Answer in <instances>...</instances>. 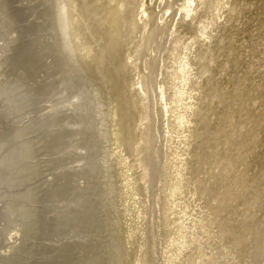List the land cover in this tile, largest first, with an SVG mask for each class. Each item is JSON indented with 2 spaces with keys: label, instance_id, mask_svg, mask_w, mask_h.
<instances>
[{
  "label": "rangeland",
  "instance_id": "374dc122",
  "mask_svg": "<svg viewBox=\"0 0 264 264\" xmlns=\"http://www.w3.org/2000/svg\"><path fill=\"white\" fill-rule=\"evenodd\" d=\"M40 1V2H39ZM247 1V2H246ZM253 1L256 3H258L255 0H243V2H246L248 5L249 3H253L250 2ZM261 1V0H260ZM42 2V3H41ZM47 2V3H45ZM241 2V1H240ZM262 3V2H261ZM42 4V5H41ZM177 6H181L180 2H177L176 4ZM259 5V3H258ZM187 7H189V3L188 5H186ZM56 7V5H55ZM68 7V5H67ZM259 7L261 8V6L259 5ZM65 8V9H64ZM62 12H66L68 8L64 7ZM214 7H212L209 12L212 13L214 12V10H212ZM42 9V10H41ZM262 9H264V6L262 4ZM52 10H55L52 2H48V0H0V159L6 157V161L4 158L3 164L2 162H0V168L2 166V169H0V173L3 172V174L1 173L0 175V210H6L12 206H14V213L16 216H14L13 212H9L8 210L6 211V214L4 216V218H8L5 220L2 217V220L4 221V227L0 229L1 236H5L4 238L0 236V260L1 263L0 264H5L4 261L6 260V264H12V262L14 260L15 263L13 262V264H75L74 262L76 261V263L78 264H89L86 262H90L91 263H96L98 264H104L106 262V264H111L109 259L111 255L114 256H120V253L123 252V254L127 255V257H125V260H118L115 264H209L208 262H210V264H263L264 263V178L262 176H264V126L262 124H260V122L264 121V70H262L264 67V18L260 16H256L255 14H249L247 15L246 18V22L247 24L244 26V31L247 30V32H243L244 33V37L246 38H242L241 41L242 43L245 45L243 46L246 49H250L249 53L247 55H237L234 54L235 51L233 52V59H235L234 61L236 62L235 65L234 63L232 65H229L230 67H224L222 72H216L218 70V68H216L213 72V70L211 71L212 65L209 64V66L207 65V67H205L206 71L209 70V74L208 77L212 78V83H211V87L208 90V96H212L213 100L209 105L210 109L209 111L211 113H209L208 111L206 112V114L204 116L206 117H201V119H198L197 122V126L194 128V133L197 134L195 135V139L194 142H191L188 140L185 141V143H188V145L190 146V152L187 158V167H185V171H183V169L181 168L180 162L176 163L175 165H173V156H175L176 154H174L173 152L175 150H178V147L173 145L174 139L171 138V140H169L168 142L170 143V145L166 142V146L164 147V151L166 150V152L163 153V155L166 153V155H164L165 158H163V160H161L162 162V170L159 167L160 166V162H158V164L156 166H153L152 170H154V175H161V173L163 175H161L160 179H156V183L157 184H150V185H146L142 184L139 186V191L138 194L136 192L132 193L131 191L125 194H122L123 189L126 188L127 191H129V188H133L134 185H130L135 183L136 178L133 180H131V177L129 176V173L131 172V168L128 167V165H123L122 167L119 165V163H117V159L115 156V154L118 155V160L121 161L123 159L122 154H121V150L119 149V153L115 152L114 149H111L114 146V142L112 139H108L107 137H110L108 135H102L103 133L107 134L109 132H107L108 129H105L104 126L107 127V122H106V115L103 112L106 111V109L104 107H106V105H104V97H105V91H104V87H107V84H104V81H101L99 83V81L97 80V84L96 80H94L93 78H95L94 76H92L90 73V75L88 74V72L86 71V73H82V71L78 70L82 69L81 67V63L79 61H74L71 60L66 62V64L64 63L63 60L60 59L59 54L62 53V51L64 52L65 50V46L67 45V41L68 39L60 36L58 34L57 31V35L54 37L53 32L51 33V20L53 19L52 16H50V12ZM66 10V11H65ZM50 11V12H49ZM66 14V13H64ZM63 15V14H62ZM255 15V16H254ZM66 16V15H64ZM47 17V18H46ZM246 17V16H245ZM250 17V18H249ZM254 18H256L254 20ZM263 18V19H262ZM65 19H67L65 17ZM232 19L234 18H230L229 20H227L226 22H230L232 24H235L234 21H232ZM50 23H49V21ZM249 20V21H248ZM254 22V23H253ZM259 24V25H258ZM50 26V27H49ZM259 27V29H258ZM238 28H240V25H238ZM249 28V29H248ZM217 28H213V32L216 30ZM251 29V30H250ZM39 31V32H38ZM238 31H240V29H238ZM37 32V33H36ZM50 32V33H49ZM216 34V35H215ZM258 34V35H257ZM61 35V34H60ZM46 36V37H45ZM217 36V32L214 33V37ZM67 37V36H66ZM222 37V36H221ZM225 37V38H224ZM251 37V38H250ZM220 38V37H219ZM235 38V37H234ZM250 38V39H249ZM66 39V40H65ZM244 39V41H243ZM65 40V41H64ZM222 40H225V43H223V45H221L220 42H218L217 44H213V46H215L218 50L222 51L225 50V48L228 46L227 49H232L233 44L236 45L238 39L235 38V40L230 39L229 37H226V35H224L222 37ZM252 40V41H251ZM254 40H258L257 42ZM61 41V42H60ZM248 41V42H247ZM57 42V43H56ZM55 43V44H54ZM60 43V44H59ZM66 43V44H65ZM227 43V44H226ZM259 43L258 46H256ZM54 44V45H52ZM59 44V45H58ZM45 45V46H44ZM232 45V46H231ZM262 45V48L260 47ZM62 46V47H61ZM186 46V45H184ZM184 46H178V49H184ZM225 46V47H224ZM237 46V45H236ZM39 47V48H38ZM49 47V48H48ZM59 47V48H58ZM172 47V45H171ZM231 47V48H230ZM57 48V50H56ZM235 48V47H234ZM50 49V50H49ZM67 49V48H66ZM258 49V50H257ZM263 49V50H262ZM38 50V51H37ZM49 50V51H48ZM52 50V51H51ZM182 50H176L175 52H173L172 57L173 61L172 63H174L175 65L179 62L182 61ZM256 50V51H255ZM73 53H75L76 51L72 50ZM253 51V52H252ZM53 52V53H51ZM56 52H58L56 54ZM60 52V53H59ZM176 52H180L179 54ZM238 52V51H237ZM37 55H36V54ZM252 53V54H251ZM254 53V55H253ZM262 53V54H260ZM52 54V55H51ZM55 55V56H54ZM57 55V57H56ZM179 55V56H178ZM202 55V56H201ZM249 55V56H248ZM206 55L203 54V51L200 52V57H205ZM237 56V57H236ZM246 56V58H245ZM250 57V59L248 60V58ZM252 56V57H251ZM257 56L260 58H257ZM41 57V58H40ZM53 57V58H52ZM236 57V58H234ZM239 57V58H238ZM241 57V59H240ZM262 58V61L261 60ZM43 58V59H42ZM51 61H48V59ZM171 58V57H170ZM176 58V59H175ZM179 58V59H178ZM246 60H244V59ZM254 58V60H253ZM257 58V60H256ZM55 59V60H54ZM167 59V58H166ZM206 59H208V57L206 56ZM40 60V61H39ZM60 60V65H58V63L56 64V62H58ZM241 60V62H240ZM63 61V62H62ZM168 61V60H166ZM250 61V62H249ZM40 65H39V63ZM54 62V63H53ZM238 62V64H237ZM246 64L245 66H243V63ZM254 62V64L252 63ZM259 62V63H258ZM48 63V64H46ZM53 63V66L52 64ZM62 63V64H61ZM70 63V64H69ZM262 63V64H261ZM50 64L52 66V68H50ZM55 64V66H54ZM68 64V65H67ZM74 64L76 65V67L74 66ZM237 64V65H236ZM242 64V65H240ZM253 64V65H252ZM42 65V66H41ZM46 65V66H45ZM48 65V66H47ZM57 65L59 67H57ZM64 65H65V69H64ZM72 65V67H71ZM11 66V67H10ZM62 66V67H61ZM66 66H69V68H67ZM243 66V68H242ZM261 66V67H260ZM48 67V70H47ZM57 67V68H55ZM61 67V68H60ZM78 67V68H77ZM234 67V69H233ZM240 67V69H239ZM248 67V68H247ZM260 67V68H259ZM61 70H60V69ZM77 69V71H79L80 73H75V70ZM221 68V67H220ZM219 68V69H220ZM228 68V69H227ZM15 69V70H14ZM31 69V70H30ZM46 69V70H45ZM53 69L54 70L53 72ZM59 69V70H58ZM70 69L74 70V72H72L74 75L72 76V80L73 83L72 84V80L70 78H68L67 80V76H65V74L63 75V73L67 72L66 70ZM27 70V71H26ZM65 70V71H64ZM233 70V71H231ZM252 70V71H251ZM17 73H16V72ZM21 71V73H20ZM47 71V72H46ZM64 71V72H63ZM255 71V73H254ZM258 71L259 74H262L263 71V75L258 76ZM48 72H50V74H48ZM52 72V73H51ZM58 72V74H57ZM216 72V73H215ZM223 72L225 74V76L229 77V79L223 75ZM226 72V73H225ZM250 76H249V73ZM16 73L17 76H15L14 74ZM19 73V74H18ZM30 73V74H28ZM62 73V74H61ZM246 73H248V75H246ZM257 73V74H256ZM7 74V75H6ZM13 74V77H12ZM80 76H78V75ZM228 74V75H227ZM242 74V75H241ZM256 74V75H253ZM20 75V76H19ZM62 75V76H61ZM76 75V76H75ZM86 75V76H84ZM220 75V76H219ZM232 75V76H231ZM55 76V77H54ZM89 77H93L88 78ZM212 76V77H211ZM215 76V78H214ZM231 76V77H230ZM234 76V77H233ZM243 76V77H242ZM246 76V77H245ZM254 76V77H252ZM256 76V78H255ZM21 77V78H20ZM74 77V78H73ZM79 79H78V78ZM238 77V78H237ZM260 77V78H259ZM216 78L218 80H216ZM235 78V79H233ZM254 78V80H253ZM53 79V80H52ZM90 79V81L88 80ZM96 79V78H95ZM222 81H220V80ZM225 79V80H223ZM227 79V80H226ZM234 80L232 82V80ZM239 79V81L237 80ZM258 79H260L261 81H259ZM26 80V81H24ZM71 80V81H70ZM76 80V82H75ZM78 80V81H77ZM94 80V81H92ZM216 80V81H215ZM229 80V81H228ZM242 80V81H241ZM249 83H248V81ZM252 80V81H251ZM54 81V84L53 82ZM90 83H89V82ZM218 81V82H217ZM225 81L228 83L225 84ZM246 82L243 84V82ZM256 81H259L258 83ZM34 82V83H33ZM87 82V83H86ZM94 82V84H93ZM232 82V83H230ZM237 83V84H234ZM253 82V84H252ZM50 83V84H48ZM71 83V85L69 84ZM77 83V85H76ZM217 83V85H215ZM220 83V85L218 84ZM224 83V84H223ZM240 83V84H239ZM51 84H53L51 86ZM69 84V86H68ZM90 84V85H87ZM104 84V85H103ZM217 87H215L214 85ZM232 84V85H231ZM239 84V85H238ZM247 84V87H246ZM256 84V85H255ZM27 85V86H26ZM56 85V86H55ZM73 85V87H72ZM99 87H97V86ZM106 85V86H105ZM225 85V86H224ZM230 85V86H229ZM238 85V86H237ZM245 85V86H244ZM14 86V88H13ZM15 86H18L17 88H15ZM20 86V88H19ZM67 86V87H66ZM76 86V87H75ZM219 86V88H218ZM228 86V87H226ZM237 86V87H236ZM262 86V87H260ZM27 87V88H26ZM54 87V88H52ZM72 87V88H71ZM101 89H98L100 88ZM103 87V88H102ZM231 87V89H230ZM245 87V88H243ZM13 88V89H12ZM67 88V89H66ZM69 88V90H68ZM74 88V89H73ZM97 88V89H96ZM234 88V89H233ZM248 88V89H247ZM260 88L262 90H260ZM47 89V90H46ZM50 89V90H48ZM213 89V90H212ZM230 89L229 93L228 90ZM243 89V90H242ZM254 89V90H252ZM71 90V91H70ZM97 90V91H96ZM99 90V91H98ZM101 90V91H100ZM243 92H242V91ZM250 90V91H248ZM51 91V92H50ZM213 91V94H212ZM215 91V92H214ZM220 91V92H219ZM260 91V92H259ZM54 92V93H53ZM73 92V93H72ZM222 92V93H221ZM225 92V93H224ZM45 93V95H44ZM48 93V94H47ZM71 93V94H70ZM216 93V94H215ZM231 93V94H230ZM238 93V94H237ZM12 94V97H10ZM101 94V95H100ZM104 96H103V95ZM196 94V92H195ZM202 94L200 91L198 92L197 95ZM253 94V95H252ZM44 95V96H43ZM47 95V96H46ZM49 95V96H48ZM223 95V96H222ZM237 95V97H236ZM102 96L100 98V100L102 99V103L99 100V97ZM221 96V97H219ZM225 96V97H224ZM255 96V97H254ZM260 96V97H259ZM45 97V99H44ZM82 97H84V99H81ZM218 97V98H217ZM245 97V98H244ZM262 97V98H261ZM16 100H14V99ZM19 98V99H18ZM70 98V99H69ZM74 98V99H73ZM238 98V99H237ZM243 98V100H242ZM247 103L246 99H249ZM259 98V99H258ZM14 101H11V100ZM21 99V100H20ZM194 99V98H193ZM229 99V101H228ZM254 99V100H253ZM10 100V102H9ZM17 100H20V102ZM228 102L226 103L225 102ZM7 101L9 103H7ZM68 103L67 105V102ZM104 101V102H103ZM221 101V102H220ZM233 101V102H232ZM243 101V102H242ZM246 101V103H245ZM252 101V104H251ZM258 101L260 103H258ZM263 101V102H262ZM22 102V103H21ZM97 102V103H96ZM214 102V103H213ZM217 102V104L215 103ZM230 102V103H229ZM257 102V103H256ZM11 103V104H10ZM95 103V104H94ZM100 103V104H99ZM223 103V104H222ZM15 104V107H13V105ZM18 104V105H17ZM97 104V105H96ZM104 105L101 106L100 105ZM221 104L223 105L222 107ZM233 104V105H232ZM240 104V106H239ZM247 104V105H246ZM11 106L8 107V106ZM67 105V106H64ZM225 105V106H224ZM229 105V106H228ZM243 105V106H242ZM246 105V106H245ZM253 105V106H252ZM71 106V108L69 107ZM97 106V107H96ZM217 106V107H215ZM252 106V108H251ZM255 106V107H254ZM257 106V107H256ZM261 106V107H260ZM101 108V113L99 111ZM200 107V106H199ZM198 106H194L193 107V112L196 110L198 111L197 108H199ZM232 107V109H231ZM245 107V108H244ZM249 107V108H248ZM14 108V109H13ZM70 110H69V109ZM97 108V110H96ZM173 108V107H172ZM171 108V109H172ZM180 108V106L178 107L177 105V109ZM214 108V109H213ZM216 108V109H215ZM225 108V110L227 111L229 108V111H225L223 110ZM242 108V109H241ZM258 108V109H257ZM9 109V110H8ZM12 109V110H11ZM62 110V114H58L60 111ZM174 109H176V107H174ZM176 109V110H177ZM195 109V110H194ZM213 109V110H211ZM241 109V110H240ZM247 109V110H245ZM255 110V114L253 115L254 117L252 118L250 115V113L248 114L249 110ZM260 109V110H259ZM14 110V111H13ZM17 110V111H16ZM79 110V111H78ZM82 112H81V111ZM104 110V111H103ZM216 110V111H215ZM223 110V112H222ZM244 110V111H243ZM13 111V112H11ZM69 111V112H67ZM78 111V112H77ZM99 111V112H98ZM215 111V112H214ZM218 111V112H217ZM247 111V113H246ZM261 111V112H260ZM11 112V113H10ZM72 116L69 117V115ZM80 112V114H79ZM88 112V114H87ZM96 112L98 115H96ZM226 112V113H225ZM229 112V113H228ZM233 112V114H232ZM237 114H236V113ZM68 113V114H67ZM77 113V114H75ZM209 113V115H208ZM221 113V114H220ZM235 113V114H234ZM260 113V114H259ZM89 114L91 116H89ZM227 114V115H226ZM246 117V119H244L243 117ZM54 116V120L52 117ZM75 119H73L74 117ZM88 115V116H86ZM101 116V119L99 118ZM103 115V116H102ZM105 115V118H104ZM214 117H211V116ZM221 115V118H220ZM226 115V116H225ZM51 116V117H50ZM58 116V118H57ZM63 116V117H62ZM81 116V117H80ZM86 116V117H85ZM98 116V117H97ZM223 116V117H222ZM232 116V117H231ZM236 116V117H235ZM243 116V117H242ZM52 120H50V118ZM56 117V118H55ZM60 117L62 118V120L65 122L66 119H70L71 118L74 120V122L76 121V125H73L74 129L82 126L85 127L83 129V131L87 132L88 131H93L94 135L93 136H89V134L85 135L88 136L85 140L82 141V143H87V145H80L78 146V148L74 145H71L69 143H71V141H68L67 137H65L66 139L64 140L63 136L65 135V133H60L62 136H59L58 138H61L62 142L60 139L59 141L55 140V144L59 143V145L57 146V152L54 148V144L53 147L51 146L52 144L49 139V135H50V127L49 126H53L55 128V126L57 124H62L63 121L60 119ZM66 117V118H65ZM69 117V118H68ZM80 117V118H78ZM82 117H84L85 119H82ZM234 117V118H233ZM241 117V118H240ZM258 117V118H257ZM262 117V118H261ZM78 118V122L77 119ZM86 118L88 120H86ZM104 118V119H102ZM232 118V119H231ZM50 122H49V120ZM98 119V120H95ZM99 119L103 122L104 120V124H100L101 121H99ZM213 119V120H212ZM216 119V120H215ZM238 119V120H237ZM250 119V120H249ZM258 123H257V121ZM83 120V122H82ZM95 122H94V121ZM207 120V121H206ZM222 120V121H220ZM243 120V123H242ZM52 123L53 124H45L46 122ZM80 121V122H79ZM91 121V122H90ZM97 121V122H96ZM96 124L95 123H98ZM172 124L170 125L175 126V128L172 130H176L177 131V127H176V122L174 120H172ZM170 121V122H171ZM212 121V122H211ZM226 121V122H225ZM229 121V122H228ZM47 122V123H48ZM58 122V123H57ZM85 122V123H84ZM94 122V123H93ZM205 122V123H204ZM209 122V123H207ZM213 122H215L213 124ZM218 122V123H217ZM245 122V123H244ZM255 124H253V123ZM80 123V124H79ZM87 123V124H86ZM125 123V122H124ZM175 125H174V124ZM207 123V124H206ZM229 123V124H228ZM64 124V123H63ZM75 124V123H74ZM82 124V125H81ZM91 127H89V125ZM200 124V125H198ZM202 124V126H201ZM209 124V125H208ZM219 124V125H217ZM225 124V125H224ZM240 124V125H239ZM249 124V125H248ZM252 124V125H251ZM88 125V126H87ZM100 127H99V126ZM102 125V126H101ZM104 125V126H103ZM204 125H207L204 126ZM230 125H234L233 126H229ZM237 125V126H236ZM245 125V127H244ZM77 126V127H76ZM119 126V131L117 136L120 138L122 136V133L125 132V126ZM217 126V127H216ZM220 126V127H219ZM240 126V127H239ZM263 126V127H262ZM52 127V128H53ZM87 127V129H86ZM170 129L168 130H171ZM200 127V128H197ZM211 127V128H209ZM226 127V128H225ZM238 129H237V128ZM243 127V128H241ZM261 127V128H260ZM91 128V129H90ZM94 128V129H93ZM95 128L97 130H95ZM103 131L102 134L100 133V131ZM104 128V129H103ZM207 128V129H206ZM215 128V129H213ZM232 128H235L232 130ZM246 128V130H245ZM90 129V130H89ZM202 129V130H201ZM204 129V130H203ZM227 129V130H224ZM18 130H23L21 132L20 135L17 136H13L15 135V133ZM106 130V132L104 131ZM122 130V132H121ZM200 130V132H202L203 135H200L201 133L198 131ZM208 130V131H207ZM231 130V131H230ZM245 132H244V131ZM251 130V131H250ZM261 130V132H259ZM26 131V132H25ZM97 131V132H96ZM171 131V132H173ZM211 131V133H210ZM215 131V132H212ZM219 131V132H218ZM223 131V132H222ZM241 134H239V132ZM263 131V132H262ZM197 132V133H196ZM209 134H207V133ZM225 132V133H224ZM229 134L232 133V134ZM257 132V133H256ZM23 133V134H22ZM28 133V135H27ZM206 133V134H205ZM221 133V134H220ZM243 133V134H242ZM101 134V135H99ZM124 136L125 134H127V131L125 133H123ZM129 134V132H128ZM174 134V133H173ZM184 134V133H183ZM211 134H214L211 136ZM218 134V135H216ZM224 134V135H223ZM237 134V135H236ZM250 134V137H248ZM251 134H254V136L252 137ZM256 134V135H255ZM258 134V136H257ZM23 135V136H22ZM26 135L27 137V141L26 137H24ZM47 135V136H45ZM121 135V136H120ZM172 135V134H171ZM199 135V136H198ZM205 135V136H204ZM222 135V138L221 136ZM241 135V136H239ZM245 135V136H244ZM260 135V137H259ZM68 136V135H67ZM76 136V135H75ZM102 136V137H101ZM202 136V137H200ZM48 137V138H46ZM105 137V138H104ZM118 137L115 136V138L117 139ZM198 137V138H197ZM209 137V138H208ZM218 139H215V138ZM225 137V138H224ZM229 137V138H226ZM242 137V138H241ZM246 137V138H245ZM15 138V139H14ZM18 138V140H17ZM29 138V139H28ZM47 139V141L43 139ZM63 138V139H62ZM93 138V139H92ZM99 138V143L97 142ZM107 138V139H106ZM201 140H200V139ZM244 138V139H243ZM257 140H256V139ZM22 139V140H21ZM25 139V140H24ZM41 139V140H39ZM92 139V140H90ZM103 139V140H102ZM106 145H108L109 147L113 144V146H111L110 148L107 146H105V141ZM226 139V140H225ZM237 139V140H236ZM238 139L241 140V142L238 143ZM246 139V141H244ZM252 139L253 142H252ZM31 140V141H28ZM35 140V141H34ZM64 140V141H63ZM112 140V141H111ZM211 140V141H210ZM225 140V142H224ZM235 142H234V141ZM248 140V141H247ZM50 143H49V142ZM85 141V142H84ZM89 141V142H88ZM93 141V142H92ZM103 141V142H102ZM109 141L113 142V143H109ZM171 141V142H170ZM196 141L198 142V145L196 144ZM208 141V142H207ZM221 141V142H220ZM25 142L29 147V151L31 154L27 155V156H20L21 154H17V155H13V160H12V152H14L19 146L20 143ZM49 143L50 145L47 146V144L45 143ZM54 142V141H53ZM65 142V143H64ZM92 142V144H90ZM200 142V143H199ZM216 142V143H215ZM223 142V144H221ZM251 142V143H250ZM42 143V145L40 144ZM96 145V147L94 146V144ZM101 143V144H100ZM108 143V144H107ZM191 143V144H190ZM206 143V144H204ZM211 143L210 145L207 146V144ZM236 143V144H235ZM251 146H250V144ZM256 143L257 145H254ZM261 143V144H260ZM98 144V145H97ZM102 144H104V147L107 148L108 150H110V152L108 150L105 151V148H101ZM123 143H121L122 145ZM217 144V145H216ZM219 144V145H218ZM229 144V145H228ZM232 146H231V145ZM245 144V145H244ZM46 145V146H45ZM63 145V146H62ZM66 145V146H65ZM69 145V146H68ZM169 145V146H168ZM177 145H179V143H177ZM42 146V147H40ZM45 146V147H44ZM65 146V148L62 147ZM74 146V147H72ZM92 146V147H91ZM93 146L95 148H93ZM101 146V147H99ZM224 146L226 148H224ZM231 148H229V147ZM240 149H238L239 147ZM246 146V147H245ZM16 147V148H15ZM38 147V148H37ZM82 147V148H80ZM89 147V148H88ZM201 147V148H200ZM203 147V148H202ZM245 147V148H244ZM251 147V148H250ZM42 150H39V149ZM44 148V149H43ZM54 148V150H52ZM71 148V149H70ZM77 148V149H75ZM89 149L91 152H88L89 150L85 151L86 149ZM91 148V149H90ZM102 150H99V149ZM173 148V149H172ZM182 148V144L181 147L179 146V149ZM197 148V149H196ZM221 148V149H220ZM224 148V149H223ZM235 148V149H234ZM247 148V150H246ZM250 148V150H249ZM261 148V149H260ZM5 149V150H3ZM65 149V150H64ZM83 149V150H82ZM93 149V150H92ZM172 152V150H174L172 153L170 152V150ZM195 149V150H194ZM199 149V150H198ZM238 149V150H237ZM244 149V152L242 153ZM13 150V151H12ZM44 150V151H43ZM46 150V153L44 154ZM49 150V152H48ZM60 150V151H59ZM62 150V151H61ZM64 150V151H63ZM98 152H96V151ZM202 150V151H201ZM207 150V152H206ZM218 152H217V151ZM229 150V151H228ZM234 150V151H232ZM240 150V151H239ZM263 150V151H261ZM5 151V152H4ZM36 151V152H35ZM41 151V152H40ZM51 151V152H50ZM66 151H69L72 155L73 158L74 157H78L80 156H84L87 157V160L84 162L86 164L81 165V167H77L74 168V170H71L72 167H75V165H73L75 163V161L69 159L70 162H65L60 163L59 164V158L61 156V154ZM74 151V152H73ZM81 154H79L80 152ZM84 151V152H83ZM95 151V152H94ZM193 151V152H192ZM212 151V152H211ZM216 151V152H215ZM227 151V152H226ZM43 152V153H42ZM48 152V154H47ZM68 152V153H69ZM95 154H94V153ZM106 152V153H105ZM205 152V153H204ZM226 152V153H225ZM238 152V154H236ZM246 152V153H245ZM251 152V154H250ZM5 153H7L8 155H6ZM41 153V154H40ZM54 153H56L54 156ZM78 153V155H77ZM85 153V154H84ZM92 153V154H91ZM101 155H100V154ZM111 154L113 156V160L116 161L115 166L112 165L113 162H111L112 160H110L111 158H109L110 156H105V154ZM213 153V154H212ZM221 153V154H220ZM229 153V154H228ZM263 153V154H262ZM5 154V155H4ZM40 154V156H39ZM43 154L45 156H43ZM50 157H47V155ZM54 157H51V155ZM60 154V155H59ZM75 154V155H74ZM84 154V155H83ZM121 154V155H120ZM171 155V156H167V155ZM205 154L207 156H205ZM220 156H219V155ZM224 154V155H223ZM233 154V155H232ZM243 156H242V155ZM245 154V155H244ZM37 155V156H36ZM96 155V156H95ZM101 157L102 159H98V156ZM191 155V156H190ZM222 155V156H221ZM253 155V156H252ZM258 157H257V156ZM3 156V157H2ZM19 157V159L17 157ZM95 156V158L93 159V157ZM111 156V157H112ZM200 156V157H199ZM203 156V157H202ZM224 156V157H223ZM238 156V157H237ZM11 157V158H10ZM29 157V158H28ZM46 158L45 160L42 158ZM57 157V159H56ZM91 160H89V158ZM97 157V159H96ZM171 157V158H170ZM208 157V158H207ZM218 157V158H217ZM231 157V158H230ZM11 160H9V159ZM16 158V159H15ZM24 163H22V159ZM26 158V159H25ZM56 159V162H54V159ZM106 158V159H105ZM170 160H167V159ZM198 158V159H197ZM204 158V159H203ZM220 158V159H219ZM29 162H28V160ZM110 161L111 163L109 164L108 161L107 165L106 162L102 161L107 160ZM216 159V161H215ZM245 159V160H244ZM9 160V161H8ZM58 160V163H57ZM212 160V162H211ZM233 162H232V161ZM263 160V161H262ZM8 161V163H6ZM20 161V162H19ZM42 161V163L44 162V164L40 163ZM51 161V162H49ZM72 161V162H71ZM97 161L99 163H97ZM163 161L165 163H163ZM167 161V162H166ZM170 161V162H169ZM190 161V162H189ZM198 161V162H197ZM214 161V162H213ZM245 161V162H244ZM16 162V163H15ZM39 162V163H38ZM46 162V163H45ZM54 162V163H53ZM79 162H81L79 160ZM90 162H94V166L93 164ZM204 162V163H203ZM209 162V163H208ZM216 162V163H215ZM218 162V164H217ZM228 162V163H227ZM230 162V164H229ZM236 165H235V163ZM252 162V163H251ZM262 162V163H261ZM22 163V164H20ZM26 163V164H25ZM29 163V164H27ZM50 163V164H49ZM57 163V164H56ZM82 163V162H81ZM105 163V164H104ZM113 163V164H114ZM167 163V164H166ZM191 163V164H190ZM197 163V164H196ZM214 163V164H213ZM227 163V164H226ZM5 164V165H4ZM10 164V165H9ZM17 164V165H16ZM20 166H19V165ZM33 164V165H32ZM40 164V165H39ZM49 164L51 167H48ZM56 164V165H54ZM69 164V165H68ZM117 164V165H116ZM165 164V165H164ZM170 164V165H169ZM218 166H217V165ZM233 164V165H232ZM9 165V167L7 168V166ZM12 165V166H11ZM27 165V166H26ZM33 167H32V166ZM41 165H43L41 167ZM45 165V167H44ZM53 165V166H52ZM68 165V166H67ZM97 165V166H96ZM100 165V166H99ZM102 165V166H101ZM110 165V166H108ZM172 165V166H171ZM230 165V166H229ZM241 165V166H239ZM249 165V166H248ZM257 165V166H255ZM262 165V166H261ZM24 166V167H23ZM47 166V167H46ZM71 166V169H69V167ZM104 166V167H103ZM105 166H107L105 168ZM112 166L116 169H113ZM117 166L119 167L117 169ZM166 166V167H165ZM180 168H179V167ZM206 166V167H205ZM210 166V168H209ZM235 166V167H234ZM246 166V167H245ZM3 167L9 169L6 170ZM14 169H10L13 168ZM21 167V168H18ZM25 168V172H23V175H21L22 178L20 177L18 171L20 169ZM39 167L41 169H39ZM66 167V168H65ZM68 167V168H67ZM94 167V168H92ZM97 167V168H96ZM111 169H108V168ZM157 167V168H156ZM193 167V176L191 179V182L188 181V175L185 177L186 173H190ZM198 167V168H197ZM201 167V168H200ZM204 167V168H203ZM230 167V168H229ZM253 168L251 170V168ZM254 167H258V169L254 168ZM43 168V169H42ZM45 168V169H44ZM102 168V169H101ZM105 168V169H103ZM123 168V170H122ZM126 170H125V169ZM167 168L169 170V174H168V170L165 171ZM171 168V169H170ZM174 168V169H173ZM177 168V169H176ZM216 168H220V169H216ZM225 170H224V169ZM246 168V169H245ZM17 169V171H16ZM34 169V170H33ZM36 169V171H35ZM38 169V170H37ZM68 169V170H67ZM97 169V170H95ZM120 169V171H119ZM199 169V170H198ZM205 169V170H204ZM207 169V170H206ZM208 169H210L208 171ZM231 171L230 173H226L227 171ZM41 170V171H40ZM77 170L79 171V173L77 172ZM94 170V171H93ZM102 170V171H101ZM106 170V172H105ZM108 170V171H107ZM110 170V171H109ZM111 170H113V172L116 170H118L116 173H113ZM130 170V171H128ZM151 170V169H150ZM151 170V171H152ZM176 170V171H175ZM258 170V171H257ZM6 171V172H5ZM9 171V172H8ZM15 173H14V172ZM31 171V172H30ZM40 171V172H39ZM72 171V172H71ZM74 171V172H73ZM93 171V172H92ZM98 171V172H97ZM104 171V172H103ZM162 171V172H161ZM164 171V173H163ZM171 171V172H170ZM176 173H175V172ZM178 171V172H177ZM212 171V172H211ZM217 171V172H216ZM220 171V172H219ZM255 171V172H254ZM262 171V172H261ZM8 174H4L7 173ZM34 172V173H32ZM71 176L75 173L77 176H73L69 183L67 181V183H62L63 185V190H61L62 185L60 187L58 186V182L59 180L62 178V176L67 173ZM70 172V173H69ZM82 174H81V173ZM92 172V173H91ZM109 172V173H108ZM111 172V173H110ZM123 172V173H121ZM148 172V168L146 170V174ZM157 172V173H156ZM161 172V173H159ZM199 172V173H198ZM201 172V173H200ZM204 172V173H203ZM216 172V173H215ZM238 172V173H237ZM252 172V173H251ZM12 173V174H11ZM17 173V174H16ZM91 173V174H90ZM96 173V174H94ZM105 173V174H104ZM109 175V179L107 178V174ZM127 173V174H126ZM213 173V175H212ZM219 173V175H218ZM233 173V174H232ZM254 173V176H253ZM32 174H34L32 176ZM87 174V175H85ZM93 174V175H92ZM114 174V175H112ZM165 174V175H164ZM174 174V176H173ZM180 174V175H179ZM181 174L183 175L181 177ZM197 174V175H196ZM208 174V175H207ZM211 174V175H210ZM226 174V175H224ZM240 174V175H238ZM13 177H12V176ZM29 177H27V176ZM83 175V176H82ZM90 175L92 177H90ZM95 175V176H94ZM98 175V176H97ZM169 175H171L169 177ZM195 175V176H194ZM215 175V178L213 177ZM244 175V176H243ZM252 175V176H251ZM11 176V177H9ZM68 176V177H69ZM86 176V177H84ZM116 176V177H115ZM164 178H163V177ZM201 176V177H199ZM222 176V177H221ZM230 176V177H229ZM237 176L241 177L238 178ZM249 176L250 178L248 179ZM19 177V178H18ZM90 177V178H89ZM95 177V178H93ZM98 177V178H97ZM106 177V178H105ZM115 178L112 180V178ZM139 177V176H138ZM169 177V178H168ZM181 177V178H180ZM198 177V178H197ZM206 177V178H205ZM243 177V178H242ZM5 178L6 182L3 181ZM10 178V179H8ZM128 178V179H127ZM172 180H177L179 178V186L177 188L174 189H168L169 183ZM184 178V179H182ZM212 178V179H211ZM220 178V181H219ZM248 180H247V179ZM262 180H261V179ZM9 183H8V180ZM17 179V180H15ZM24 179V180H23ZM87 179V180H85ZM107 179V180H106ZM140 179V177H139ZM182 179V180H181ZM198 179V180H197ZM229 179V180H228ZM239 179V181H238ZM245 179V180H244ZM256 181H254V180ZM257 179V180H256ZM13 180V181H12ZM20 180V181H19ZM23 180V181H22ZM94 180V181H93ZM104 180H106L105 183ZM195 180V181H194ZM210 182H209V181ZM228 180V181H227ZM234 180V181H233ZM250 180V182H249ZM19 181V182H17ZM92 181V183L90 182ZM101 181V182H100ZM116 181V182H115ZM132 183H131V182ZM141 181V180H140ZM205 181V183H203ZM230 181V182H229ZM246 181V184L244 182ZM258 181H263V182H258ZM5 182V183H4ZM112 182V183H110ZM162 182V183H161ZM188 182V184H187ZM196 182V183H195ZM199 182V183H198ZM209 182V183H208ZM213 182V183H211ZM220 182V183H219ZM229 182V183H228ZM5 185H4V184ZM14 183V184H13ZM18 183V184H16ZM110 183V185H109ZM192 183V184H191ZM232 183V184H231ZM241 183V184H240ZM3 184V185H2ZM99 185V187L104 184V193L106 192V194H108L107 192L109 191V194H103L102 190L100 188L103 189V187L101 186L100 188H97V185ZM106 184V185H105ZM115 186H114V185ZM199 184V185H198ZM207 184V185H206ZM223 184L225 185V187L223 186ZM243 184V185H242ZM256 184L257 187H256ZM121 186L116 187V186ZM184 185V186H183ZM195 185V186H194ZM214 185V186H212ZM246 185V186H245ZM261 187H260V186ZM114 187V194L113 192L111 193V188L107 187ZM242 186V187H241ZM57 187V188H56ZM141 187V190H140ZM149 187V188H148ZM161 187V188H160ZM252 187V188H251ZM106 188V189H105ZM122 188V190H121ZM147 188V190L145 189ZM163 188V189H162ZM194 188V189H193ZM200 188L202 191H200ZM206 188H207V192H206ZM211 188V189H210ZM219 188V189H218ZM228 188V189H227ZM263 188V189H260ZM40 194H38L36 191ZM110 189V190H109ZM152 189H154L157 193V205H142V202L145 201L149 196H152ZM199 189V190H198ZM204 189V190H203ZM223 189V190H222ZM227 192H226V190ZM238 189V191H237ZM242 189V190H240ZM247 189V190H246ZM250 189V190H249ZM256 189V191H255ZM56 190V191H55ZM70 191V193H66V195L63 194V191ZM100 190V191H98ZM107 190V191H105ZM120 190V195H116ZM181 190V191H180ZM192 190V191H191ZM219 190V193H218ZM225 190V192H223ZM228 190H230L228 192ZM245 190V191H244ZM252 190V191H251ZM261 190V191H260ZM54 191V193H53ZM118 191V192H117ZM189 191V192H188ZM195 191V192H194ZM211 193H209V192ZM220 191H222V194L225 195H221ZM244 191V192H243ZM29 192V198L27 196H25V194ZM35 192V196L33 195ZM99 194H98V193ZM117 192V193H116ZM172 192V193H171ZM193 192V193H192ZM215 192V194H214ZM232 192V193H231ZM235 192V193H234ZM237 192V194H236ZM241 194H240V193ZM245 192L247 194H245ZM250 194H249V193ZM25 193V194H24ZM33 193V194H32ZM51 193V195H50ZM56 193V194H55ZM61 193L62 197L64 199L61 198ZM130 193L132 195H130ZM150 193V194H149ZM196 193V194H195ZM198 193V195H197ZM253 193V194H252ZM23 194V196H21ZM30 194L32 195V197L34 196V198L30 197ZM39 196H38V195ZM53 194V195H52ZM59 194V196L57 195ZM100 194H103L102 196ZM119 194V193H118ZM141 194V196H140ZM243 194V195H242ZM256 194V195H255ZM259 194V195H258ZM41 195L43 197H41ZM105 195V196H104ZM124 195V196H123ZM130 195V197H129ZM137 195V196H136ZM148 197H147V196ZM165 195V196H164ZM185 195V196H184ZM194 195L197 196V199L194 198ZM207 198H205V196ZM231 195V196H230ZM237 197H236V196ZM241 195V196H240ZM246 195V197H245ZM254 195V197H253ZM37 196V197H36ZM51 196V197H50ZM66 200H65V197ZM70 196V197H69ZM101 196V197H100ZM117 197V199L115 200V198ZM120 196V197H119ZM122 196L124 199H122ZM126 196V198H125ZM162 196V197H161ZM164 196V197H163ZM168 196V197H167ZM173 196V197H172ZM188 196V197H187ZM193 196V197H192ZM200 196V197H199ZM209 196V198H208ZM256 196V197H255ZM42 198L38 199V198ZM50 197V198H49ZM161 197V198H160ZM182 197V198H180ZM212 197V198H211ZM228 197V198H227ZM239 197V198H238ZM242 197V198H241ZM248 197V198H247ZM252 197V198H251ZM16 198V199H15ZM21 198V199H20ZM27 198V199H26ZM61 198V199H60ZM106 198V199H105ZM132 198V199H131ZM143 198V199H142ZM174 198V199H173ZM194 200H193V199ZM202 198V199H201ZM220 198V199H219ZM224 198V200H223ZM234 198H238L237 200L234 201ZM244 198V199H243ZM255 198V199H254ZM33 199V201H32ZM35 199V200H34ZM37 199V200H36ZM114 199V200H113ZM134 199H136L134 201ZM164 199V200H162ZM167 201H166V200ZM176 199V200H175ZM186 199V200H185ZM188 199V200H187ZM201 199V200H200ZM212 199V201H211ZM257 199V200H256ZM262 199V201H261ZM6 200V201H5ZM20 202H19V201ZM21 200H23L21 202ZM29 200V201H28ZM64 200V201H63ZM141 200V201H140ZM175 200V201H174ZM209 200V201H208ZM218 200V201H217ZM221 200V201H220ZM226 200V201H225ZM259 200V201H258ZM16 201V202H15ZM17 201L19 203H17ZM27 201V202H26ZM32 201V202H31ZM38 201V202H37ZM184 201H188L189 204L185 207V212L184 213H180L181 210L175 211L172 214H168V210L169 208L175 209V207H180L182 206V202ZM206 201V202H205ZM232 201V203H231ZM234 201V202H233ZM239 201V202H238ZM243 201V203H242ZM251 201V203H249ZM257 201V203L255 202ZM15 202V203H14ZM28 203V205L26 203ZM102 202V203H101ZM126 202V203H125ZM136 202V203H135ZM147 202V200H146ZM164 202V204H163ZM175 202V203H174ZM194 202V203H193ZM214 202V204H213ZM224 202V203H221ZM230 202V203H229ZM253 202V203H252ZM260 205L257 206V204L261 203ZM8 203V204H7ZM13 203L15 205H13ZM24 203V204H23ZM138 203V205H137ZM141 203V204H140ZM160 203V204H159ZM172 203V204H171ZM174 203V204H173ZM207 203V204H206ZM217 203V204H215ZM238 203V204H237ZM242 203V204H241ZM244 203H246L244 205ZM249 203V204H248ZM26 204V205H25ZM169 204V205H168ZM177 204V205H176ZM220 207H219V205ZM225 204V205H224ZM228 204V205H227ZM232 208H230L231 206ZM248 204V205H247ZM22 205H25L22 207ZM93 205V206H92ZM102 205V207H101ZM120 205V206H119ZM122 205V206H121ZM127 205V206H126ZM134 205V206H133ZM179 205V206H178ZM190 205V206H189ZM203 205V206H202ZM223 205V206H222ZM227 205V206H226ZM239 205V206H238ZM244 205V206H243ZM256 207H255V206ZM16 206V208H15ZM118 206V207H117ZM125 206V207H124ZM129 206V207H128ZM138 206V207H137ZM162 206V207H160ZM166 206V207H163ZM172 206V207H171ZM201 206V207H200ZM207 206V207H206ZM229 206V208H228ZM235 206V207H234ZM238 208H237V207ZM243 206V207H242ZM260 208H257L259 207ZM111 207V208H110ZM123 207V208H122ZM140 207V210H138ZM159 207V208H158ZM255 207V208H254ZM21 208V209H20ZM59 208V209H58ZM102 208V209H101ZM126 208V209H125ZM136 208V209H135ZM146 208V209H145ZM155 208V209H154ZM157 208V209H156ZM191 208V209H190ZM219 208V210L217 209ZM227 208V209H226ZM243 208V210H242ZM251 208V209H250ZM254 208V209H253ZM21 210L18 211L17 210ZM119 209V210H118ZM124 209V210H123ZM167 209V210H166ZM200 209V210H199ZM208 209V211H207ZM249 209V210H248ZM24 211V214L22 213ZM28 210V211H26ZM31 210V211H29ZM94 212H93V211ZM123 210V213H122ZM139 213H138V211ZM148 210V211H146ZM154 210V211H153ZM194 210V211H193ZM254 210V211H253ZM259 210V211H258ZM112 211V212H111ZM119 211L120 214H119ZM127 211V214H126ZM137 211V212H136ZM144 211V212H143ZM160 211V212H159ZM196 211V212H195ZM222 211V213H221ZM238 211V212H237ZM240 211V213H239ZM245 211V212H244ZM9 214H8V213ZM27 212V213H26ZM110 212V213H109ZM161 212L163 214H161ZM166 212V213H165ZM216 212V214H215ZM231 212V214H230ZM248 212V213H247ZM250 212V214H249ZM255 212V213H254ZM11 213V215H10ZM19 213V214H18ZM134 215H133V214ZM142 213V214H141ZM160 213V214H159ZM198 213V214H197ZM203 213V214H202ZM226 213V214H225ZM229 213V215H227ZM122 214V216H121ZM144 214V215H143ZM167 214V215H166ZM212 214V215H211ZM234 214V215H233ZM240 214V215H239ZM20 215L23 217L24 215V220L22 217H20ZM27 215V216H26ZM58 215V216H57ZM132 215V216H131ZM143 215V216H142ZM150 215H156L155 220L157 219V221L153 220V222L155 221V223L151 222L149 223V221H147V219H149ZM187 215V216H186ZM202 215V216H201ZM233 217H230V216ZM246 218H244L245 216ZM252 215V216H250ZM254 215V218H252ZM258 215V216H256ZM8 216V217H7ZM10 216V217H9ZM12 216V220L11 219ZM57 216V217H56ZM125 216V217H124ZM137 216V217H136ZM162 216V217H161ZM197 216V217H196ZM201 216V217H200ZM229 216V217H228ZM236 216L238 217L237 220ZM256 216V217H255ZM17 219H14L16 218ZM28 217V219H27ZM140 219H139V218ZM171 217V218H169ZM186 217V218H185ZM196 217V218H195ZM213 217V218H212ZM251 217V220H250ZM259 219H258V218ZM19 218L22 222L19 221ZM113 218V219H112ZM143 218V219H142ZM154 218V217H153ZM162 218V219H161ZM164 218V219H163ZM168 218V219H167ZM198 218V219H197ZM202 218V219H201ZM232 218V219H229ZM71 219V220H70ZM171 219V220H170ZM174 219V220H173ZM191 221H190V220ZM196 219V220H195ZM201 221H200V220ZM210 219V220H209ZM242 219V220H241ZM130 220V221H129ZM178 220L180 222H178ZM183 220H185L183 222ZM188 220V221H187ZM230 220V221H229ZM241 220V221H240ZM257 220V221H256ZM2 221V222H3ZM20 223H19V222ZM31 221V223H30ZM121 221V222H120ZM128 223H127V222ZM139 221V222H138ZM143 221V222H141ZM147 221V222H146ZM166 221V222H164ZM175 221V222H174ZM204 221V222H203ZM250 221V222H249ZM71 222V223H70ZM130 222V223H129ZM132 222V223H131ZM163 222V223H162ZM177 222V223H176ZM183 222V223H182ZM219 222V223H217ZM259 222V223H258ZM261 222V223H260ZM23 223V224H22ZM25 223H27L30 227L27 228L24 227ZM68 223V224H67ZM153 223V224H152ZM162 223V224H161ZM172 223V224H171ZM174 223V224H173ZM188 225H187V224ZM221 223V224H220ZM225 223V224H224ZM228 223V224H227ZM235 223V224H234ZM237 223V224H236ZM251 223V224H250ZM15 224V225H14ZM21 224V225H18ZM72 224V225H71ZM103 224V225H102ZM130 224V225H129ZM132 224V225H131ZM144 227H143V225ZM149 224V225H148ZM187 226H186V225ZM198 224V225H197ZM215 224V225H214ZM217 224V226H216ZM230 224V225H229ZM244 224V226H243ZM257 224V225H256ZM13 225V226H12ZM23 225V226H22ZM60 226V230L61 233L59 234V236H56V231H57V235H58V228H55L56 226ZM95 225V226H94ZM102 225V226H101ZM105 225V226H104ZM114 225V226H113ZM120 225V226H119ZM135 225V226H134ZM160 225V226H159ZM167 225V227H166ZM184 225V226H183ZM200 225V226H199ZM204 225V226H202ZM234 225V226H233ZM261 225V226H260ZM7 226V227H6ZM22 226V227H21ZM41 226V227H40ZM89 226V227H88ZM93 226V228H92ZM98 226V227H97ZM134 226V227H133ZM153 227V232L154 235L156 234V239L155 240H151V234H150V227ZM159 226V227H158ZM162 226V227H161ZM190 226V227H189ZM206 226V227H205ZM216 226V227H215ZM225 226V227H224ZM232 226V227H230ZM259 226V227H258ZM1 227V226H0ZM20 230L22 231H19ZM40 227V228H39ZM43 227V228H42ZM84 227V228H83ZM88 227V228H87ZM91 227V229H90ZM97 227V228H96ZM100 227V228H99ZM104 227V228H102ZM106 227V228H105ZM139 227V228H138ZM157 227V228H156ZM175 227V228H174ZM181 227V228H180ZM230 227V228H229ZM246 227V228H245ZM249 227V228H248ZM251 227V228H250ZM8 228V231L7 229ZM15 230H14V229ZM18 228V229H17ZM24 228V229H23ZM38 228V230H37ZM55 228V229H54ZM87 228V229H86ZM114 228V229H113ZM146 228V229H145ZM149 228V229H148ZM163 228V230H161ZM180 228V229H179ZM221 228V229H220ZM228 228V229H227ZM235 228V229H232ZM3 229V231H2ZM13 231H12V230ZM30 233H26V230ZM36 230V232L33 231ZM46 229V230H45ZM64 229V230H63ZM96 229V230H94ZM128 229V230H127ZM131 229V230H130ZM158 229V230H156ZM170 229V230H169ZM176 229V230H175ZM186 229V232H185ZM189 229V230H188ZM199 229V230H198ZM217 229V230H216ZM237 229V230H236ZM240 229V230H239ZM242 229V230H241ZM252 229V231L250 230ZM259 229V230H258ZM7 232V234H4ZM17 230V231H16ZM68 230V231H66ZM93 231L90 232V231ZM99 230V232H98ZM104 230V232H103ZM127 230V231H125ZM161 230V231H160ZM170 232H169V231ZM175 230V231H174ZM178 230V231H177ZM194 230V231H193ZM203 230V233H202ZM33 231V232H32ZM50 231V232H49ZM55 233L53 234L52 233ZM64 231V232H63ZM132 231V233H131ZM146 231H148V233H146ZM181 231V232H180ZM196 231V232H195ZM198 231V232H197ZM200 231V232H199ZM208 231V232H207ZM220 231V232H219ZM255 231V233H253ZM262 231V233H261ZM11 232V233H10ZM19 232V233H18ZM22 232V234L20 233ZM27 236H24V233ZM31 232L33 234H31ZM48 232V233H47ZM90 232V233H89ZM101 232V233H100ZM165 232V233H164ZM172 232V233H171ZM178 232V233H177ZM185 232V233H184ZM191 235H190V233ZM215 232V233H213ZM230 232V233H229ZM244 232V233H243ZM248 232L250 234H248ZM39 233H41L39 235ZM51 234V239L49 237V235ZM104 233V234H103ZM128 233V234H127ZM141 233V234H140ZM145 233V234H144ZM163 237H162V234ZM170 233V235H169ZM174 233V234H173ZM193 233H195V236ZM197 233V234H196ZM199 233V234H198ZM207 233V234H206ZM212 233V234H211ZM217 233V234H216ZM247 233V234H246ZM258 233V234H257ZM33 235L32 237H30V235ZM35 234V235H34ZM37 234V235H36ZM48 234V235H47ZM54 236H53V235ZM63 234V235H62ZM94 234H99L101 237V239L94 235ZM102 234V235H101ZM115 234V235H114ZM127 234V236H126ZM133 234V235H132ZM134 234L136 235V237L134 236ZM177 236H176V235ZM204 234V235H202ZM206 234V235H205ZM209 234H211L209 236ZM244 234V235H243ZM47 235V237L45 236ZM62 235V236H60ZM89 235V236H87ZM91 235V239L90 238ZM94 235V237H93ZM153 235V236H154ZM166 235V236H165ZM199 235V236H198ZM221 235V236H220ZM225 235V236H223ZM234 237H233V236ZM87 236V237H86ZM143 236V237H142ZM160 236V237H157ZM180 236V237H179ZM183 236V237H182ZM190 236V238H189ZM193 236V237H192ZM203 236V237H202ZM219 236V237H218ZM223 236V237H222ZM237 236V237H236ZM256 236V237H255ZM59 237V238H58ZM62 237V238H60ZM82 237V239L80 238ZM95 239H93V238ZM125 237V238H124ZM132 237V238H131ZM134 237V238H133ZM146 237V238H145ZM200 237V238H199ZM205 237V238H204ZM229 237V238H228ZM250 237V238H249ZM57 239V241H55V239ZM86 238V240H85ZM99 238V240L97 239ZM131 238V239H128ZM148 238V239H147ZM163 238V239H162ZM176 238V239H175ZM185 238V239H184ZM207 238V239H206ZM225 238V239H224ZM234 238V239H233ZM60 239V241H59ZM90 241H89V240ZM125 239V240H124ZM134 239V241L132 240ZM147 239V240H146ZM163 241H162V240ZM165 239V241H164ZM178 239V240H177ZM219 239V240H218ZM249 239V240H248ZM255 239V240H254ZM54 240V241H53ZM64 240V241H63ZM76 240V241H75ZM84 240V241H83ZM89 242H88V241ZM95 242V244H93L92 246V242ZM98 240V241H97ZM139 240V243H138ZM152 242H151V241ZM180 240V241H179ZM198 240V241H197ZM221 240V241H220ZM227 240V241H225ZM234 240V241H233ZM244 240V241H243ZM260 240H263L260 241ZM88 243H87V242ZM92 241V242H91ZM144 241V242H143ZM160 241V242H159ZM170 241V242H169ZM185 241V242H183ZM195 241V243H194ZM58 245H62L63 248H65L67 245L71 244L72 245V249L69 251H66L64 249V251H61L63 248L62 246H59L55 248V245H57V243H59ZM85 242V243H84ZM91 242V243H90ZM96 242H100L99 244ZM157 242V243H156ZM188 242V243H187ZM206 242V243H205ZM212 242V244H211ZM216 243L215 245H213L214 243ZM225 242V243H224ZM239 242V243H238ZM246 242V243H244ZM74 243H75V247H74ZM80 247H79V245ZM81 243V244H80ZM142 243V244H141ZM160 243V245H159ZM165 243V244H164ZM172 243V244H170ZM186 243V245H185ZM192 243V244H191ZM194 243V244H193ZM224 243V244H223ZM229 243V245H228ZM262 245H261V244ZM67 244V245H66ZM83 244V245H82ZM87 244L89 246H87ZM98 246H97V245ZM146 244V245H145ZM164 244V245H163ZM169 244V247L167 246ZM175 244V245H173ZM205 244V245H203ZM211 244V245H210ZM218 244V245H217ZM226 247L224 250V247ZM233 244V245H232ZM238 244V245H237ZM241 244V245H239ZM244 244V245H243ZM253 244V245H252ZM57 245V246H58ZM77 245V246H76ZM141 245V247H140ZM158 245V246H157ZM191 245V246H190ZM209 246L207 248V246ZM213 245V246H212ZM232 245V247L230 246ZM65 246V247H64ZM85 246L87 248V250L89 249V251L93 254H90L89 251L84 252L85 251ZM92 246V248L90 247ZM98 247L97 249H101L103 250V248H107L106 251L108 249L112 250V254L111 251L110 253H108V256L106 254L105 256V252L104 254H101L99 252H103L105 250H96V247ZM102 246V247H101ZM105 246V247H103ZM111 246V247H110ZM114 246V247H113ZM150 251H148L146 249ZM152 246V247H151ZM183 246V247H182ZM185 246V247H184ZM195 246V247H194ZM197 246V247H196ZM235 246V247H234ZM248 246L250 248H248ZM256 246V247H255ZM14 247H18V248H14ZM50 248V250H53L55 248L54 251H49L46 248ZM52 247V248H51ZM74 247V249H73ZM95 247V251H97L99 253V255H104V256H99L98 253L93 252L91 249L94 250ZM126 247V248H125ZM140 247V248H139ZM163 247V248H162ZM189 247V248H188ZM203 247V248H202ZM211 247V249H210ZM215 247V249H214ZM218 247V248H217ZM234 247V250H233ZM254 247V248H253ZM13 248V249H12ZM48 248V249H49ZM60 249V253L57 250ZM77 249H81L76 250ZM145 248V249H144ZM152 248H154V252L155 255L153 258H151L152 261L150 260L149 255L151 254V250ZM162 248V249H161ZM165 248V249H164ZM179 248V249H178ZM221 248V249H220ZM228 248V249H227ZM240 248V249H239ZM258 248V249H257ZM12 249V250H11ZM16 249H18V254L15 251ZM136 249H138L137 253H136ZM183 249V250H182ZM193 249H197L196 251H193ZM237 251H236V250ZM246 249V250H245ZM248 249V250H247ZM142 250V252H141ZM145 250V251H144ZM181 250V251H180ZM201 250V252H200ZM206 250V252H205ZM215 250V251H214ZM221 250V251H220ZM242 250V251H241ZM250 250V251H249ZM252 250V251H251ZM254 250V251H253ZM11 251H13L14 253L11 254ZM58 251V252H57ZM76 252L74 255V252ZM84 253H83V252ZM109 251V250H108ZM107 251V252H108ZM140 251V252H139ZM192 251V252H191ZM210 251V253H208ZM220 251V252H219ZM233 251V252H232ZM245 251V252H244ZM29 252V253H28ZM81 252L84 255H80ZM106 252V253H107ZM160 252V253H159ZM166 252V254H165ZM172 252V253H171ZM178 252V253H177ZM180 252V253H179ZM205 252V253H204ZM237 252V253H236ZM243 252V255H242ZM250 252V253H249ZM252 252V253H251ZM260 252V253H259ZM79 253V254H78ZM115 253V254H114ZM129 253H131V255L133 254V257H129ZM141 253V254H140ZM148 253V256H147ZM150 253V254H149ZM188 253V254H187ZM192 253V254H191ZM217 253V254H216ZM219 253V254H218ZM223 253V256H222ZM228 253V254H227ZM15 254V256H14ZM69 254V256H67ZM71 254V256H70ZM144 254V255H143ZM169 254V255H168ZM185 254V256H184ZM195 254V256H194ZM205 254V255H204ZM216 254V255H213ZM260 254V255H259ZM13 255V256H12ZM98 255V256H96ZM110 255V256H109ZM178 255V256H177ZM207 255H209L208 258ZM212 255V256H211ZM226 255V256H225ZM259 257H258V256ZM8 256V257H7ZM57 256V257H56ZM59 256V258H58ZM85 258H83V257ZM87 256V257H86ZM89 256H94L93 259L92 257ZM96 256V261H93L94 258ZM141 256V257H140ZM170 256V257H169ZM187 256V257H186ZM228 256V257H227ZM249 258H248V257ZM5 257V258H4ZM11 257V258H10ZM15 257V259L13 258ZM55 257V258H54ZM67 257V258H66ZM73 257V258H70ZM81 257L84 259V262L82 261L83 259H81ZM98 257V258H97ZM112 257H111V262L112 261ZM159 257V258H158ZM164 257V258H162ZM168 257V259H167ZM180 257V258H179ZM186 257V258H185ZM203 257V258H202ZM235 257V258H233ZM242 257V258H241ZM3 258V259H1ZM8 258V259H7ZM17 258V259H16ZM24 258V260H23ZM58 258V260H56ZM66 258V259H65ZM90 258V260L88 259ZM102 258V260L100 259ZM147 258V259H145ZM173 258V261H172ZM177 258V260H176ZM200 258V259H198ZM205 258V259H204ZM223 258V259H222ZM231 258V259H229ZM241 258V259H239ZM263 258V259H262ZM22 259V261H21ZM66 261H65V260ZM80 259V260H78ZM108 259V260H106ZM183 259H185L183 261ZM188 261H187V260ZM210 259V260H209ZM216 259V260H215ZM220 259L222 261H220ZM252 259V262L251 260ZM257 259V260H256ZM3 260V261H2ZM55 263H53V261ZM63 260V261H62ZM68 260V261H67ZM79 262H78V261ZM92 260V261H91ZM101 260V261H100ZM129 260V261H128ZM197 260V261H196ZM219 260V261H217ZM228 260H230L228 262ZM246 260V261H245ZM10 261V262H9ZM26 261V262H24ZM116 261V260H115ZM154 261V262H153ZM162 261V262H161ZM166 261V262H165ZM183 261V262H181ZM192 261V263L190 262ZM195 261V262H194ZM212 261V262H211ZM215 261V262H214ZM224 261V262H223ZM233 261V262H232ZM236 261V263L234 262ZM18 262V263H17ZM60 262V263H57ZM69 262V263H68ZM83 262V263H82ZM104 262V263H103ZM172 262V263H171ZM187 262V263H186ZM205 262V263H204ZM214 262V263H213ZM227 262V263H226ZM258 262V263H257Z\"/></svg>",
  "mask_w": 264,
  "mask_h": 264
},
{
  "label": "bare ground",
  "instance_id": "6f19581e",
  "mask_svg": "<svg viewBox=\"0 0 264 264\" xmlns=\"http://www.w3.org/2000/svg\"><path fill=\"white\" fill-rule=\"evenodd\" d=\"M42 1V0H41ZM44 1V0H43ZM241 1V2H240ZM255 1H257L258 3H259V5L261 6V8H262V4H263V6H264V0H255ZM40 2V1H39ZM48 2H52V4H53V6H54V8H55V10H52L50 13V16H52V20H51V33L53 32L54 34H52V35H54V37L57 35V31H58V34H59V36L58 37H60V36H62V37H64V38H66V39H68L67 41H65V42H67V45L68 46H65L66 48L64 49L65 51L63 52L62 51V53L61 54H59V56L58 57H60V59L61 60H63L64 61V63L66 64V62H69L70 61V59L71 60H76V61H79L80 63H81V67H82V69H79L78 67V70H80V71H82V73L84 72V73H86V71L88 72V74L90 73L92 76H94L95 78H93L94 80H96V83L95 84H97V80L99 81V83L101 82V81H104L105 83L104 84H107L108 86L107 87H102L103 89H104V91H105V97H104V105H106V107H104L105 109H106V111H104L103 113L104 114H107L106 115V124H107V127L106 126H104L105 124L103 123L104 122V118H105V115H104V118H102V119H104L103 120V122L100 120L101 119V116L99 117L100 119H99V121H101L100 122V124L102 123V124H104L103 126L105 127V129H108L107 130V132H109V133H107V134H105V133H103L102 134V132L103 131H100L99 130V128H98V130L100 131V133L102 134V135H108L109 136V134H110V137L111 138H109V137H107L109 140L110 139H112L113 140V142H111V141H109V143L111 142V143H113L114 144V146H113V144L111 145V146H113L111 149H114L115 150V152H114V154L116 153V152H118L119 153V149L121 150V154H122V157H123V159H122V161H121V158H120V161L118 160V158L120 157H118V155L117 154H115V156H114V154H113V156L114 157H116V159H117V161H116V159H115V161L117 162V163H119V165L122 167L124 164L125 165H128V167H130L131 168V172L129 173V176L128 177H131V180H133L134 181V179L136 178V180H135V183H133V184H130V185H134V187L131 189V188H129V191H127L126 190V188H124L123 189V193L122 194H125L126 193V196H127V193L128 192H130L131 190V192L132 193H134V192H136L137 194H138V191H139V186L141 185V183L142 184H145L146 185V187H147V185H150V184H157L156 183V179H160L161 178V175H163L161 172H159V173H161V175H154V170H152L154 167L153 166H156L157 164H158V162H160V168H161V170H162V167H164V166H162V161L161 160H163V158H165L164 157V155H166V153L163 155V153L164 152H166V150L164 151V147L166 146V142L170 145V143L168 142L169 140H171V138H173L174 139V137H175V140H174V143L175 144H173V145H175V146H177L178 147V150H172V152L174 153V154H176L175 156H173V158H171V159H173V165H175L176 163H179L180 162V165H181V168L183 169V171H185V167H187V165H186V163H187V158H188V155H189V152H190V146L188 145V143H185V141H187L188 142V140L189 141H191V142H194V140H196L195 139V135H197V134H195L194 133V131L196 130V126H197V122H198V119L200 118L201 119V117H203L205 114H206V112L208 111L209 113H211L209 110L210 109H208V108H210L209 107V105L210 104H212L211 102L212 101H214L213 100V97L212 96H208L207 94H208V90H209V88L211 87V83H212V78H209L208 77V74H209V70H210V68L208 69V71H206V69H205V67H207V65L209 66V64H211L212 65V68L213 69H211V71L213 70V72H214V70L216 69V68H218V70L216 71L217 73L218 72H222V71H225V70H223V68L224 67H230L229 65H232L233 63H234V65H235V59H233V55L234 54H237L238 56L239 55H243V57H244V55H247L250 51V49L248 50V49H246V48H244L243 46H245L243 43H242V41H241V39L244 37L243 35H244V33L243 32H247V30L246 31H244V26L247 24V22H246V18H247V15H249V14H255L256 16L258 15V16H260V18L261 17H263L264 18V9H262V12H260L261 11V8L259 7V5H258V3H256L255 4V2H253V1H250V2H253V3H249L248 5H246L247 3V1L246 2H243V0H48ZM177 2H180L181 3V6L179 5V6H177L176 4H177ZM262 2V3H261ZM42 3V2H41ZM45 3H47V2H45ZM188 3H189V7H187L186 5H188ZM42 5V4H41ZM55 5H56V7H55ZM67 5H68V7H67ZM64 7H66V8H68L67 9V11L66 12H62L63 11V8ZM212 7H214L212 10H214V12H212V13H210L209 12V10L212 8ZM65 9V8H64ZM42 10V9H41ZM62 10V11H61ZM64 13H66V14H64ZM63 14V15H62ZM64 15H66V16H64ZM254 15V16H255ZM246 16V17H245ZM65 17L67 18V19H65ZM47 18V17H46ZM230 18H234V19H232V21H234L235 22V24H232V23H230L229 21L228 22H226L227 20H229ZM250 18V17H249ZM262 18V19H263ZM256 18H254V20H255ZM49 21V20H48ZM249 21V20H248ZM49 23H50V21H49ZM246 23V24H245ZM254 23V22H253ZM238 25H240V28H238ZM259 25V24H258ZM50 27V26H49ZM213 28L215 29V28H217L214 32H213ZM238 29H240V31H238ZM249 29V28H248ZM258 29H259V27H258ZM251 30V29H250ZM39 32V31H38ZM217 32V36L216 37H214V33H216ZM37 33V32H36ZM50 33V32H49ZM61 34V35H60ZM216 35V34H215ZM224 35H226V37H229L230 39H232V41H233V39L235 40V38L236 39H238L237 41H235V42H237V46L236 45H234L233 44V46H232V49H227L228 48V46L225 48V50H222V51H220V50H218L215 46H213V44L215 43V44H217L218 45V42H220L221 43V45H223V43H225V40H222V37L224 36ZM258 35V34H257ZM67 36V37H66ZM222 36V37H221ZM46 37V36H45ZM220 37V38H219ZM235 37V38H234ZM225 38V37H224ZM244 38H246V37H244ZM251 38V37H250ZM249 38V39H250ZM218 41V42H217ZM243 41H244V39H243ZM252 41V40H251ZM254 41H256V40H254ZM258 41V40H257ZM256 41V42H257ZM61 42V41H60ZM248 42V41H247ZM259 42V41H258ZM57 43V42H56ZM264 43V42H263ZM55 44V43H54ZM54 44H52V45H54ZM60 44V43H59ZM58 44V45H59ZM66 44V43H65ZM227 44V43H226ZM171 45H172V47H171ZM184 46V45H186V46H184V49L182 50L181 48L180 49H178L179 47L178 46ZM259 45V43L256 45V46H258ZM45 46V45H44ZM264 46V45H263ZM62 47V46H61ZM225 47V46H224ZM235 47V48H234ZM261 48H262V45L260 46ZM39 48V47H38ZM49 48V47H48ZM59 48V47H58ZM231 48V47H230ZM264 49V48H263ZM262 49V50H263ZM50 50V49H49ZM48 50V51H49ZM56 50H57V48H56ZM72 50H74V51H76L75 53H73V51ZM176 50H182V61H180L179 62V65H178V63L175 65L174 63H172V61H173V58L172 57H175V56H172L173 55V52H175ZM258 50V49H257ZM38 51V50H37ZM52 51V50H51ZM201 51H203V54H205L207 57H208V59H206V56L205 57H200V52ZM235 51V53L233 54V52ZM238 51V52H237ZM256 51V50H255ZM264 51V50H263ZM253 52V51H252ZM51 53H53V52H51ZM58 52H56V54H57ZM60 53V52H59ZM176 53H178V52H176ZM180 53V52H179ZM178 53V54H179ZM36 54V53H35ZM252 54V53H251ZM260 54H262V53H260ZM37 55V54H36ZM52 55V54H51ZM253 55H254V53H253ZM55 56V55H54ZM179 56V55H178ZM202 56V55H201ZM249 56V55H248ZM248 56H247V58H248ZM56 57H57V55H56ZM171 57V58H170ZM237 57V56H236ZM236 57H234V58H236ZM252 57V56H251ZM260 57V56H259ZM258 56H257V58H259ZM41 58V57H40ZM53 58V57H52ZM68 58H69V61H68ZM167 58V59H166ZM239 58V57H238ZM245 58H246V56H245ZM257 58H256V60H257ZM262 58L263 57H261V60L260 61H262ZM43 59V58H42ZM176 59V58H175ZM179 59V58H178ZM240 59H241V57H240ZM244 59V58H243ZM250 59V57L248 58V60ZM260 59V58H259ZM258 59V60H259ZM55 60V59H54ZM166 60H168V61H166ZM245 60V59H244ZM253 60H254V58H253ZM257 60V61H258ZM40 61V60H39ZM48 61H51V58H50V60L48 59ZM62 61V62H63ZM246 61V60H245ZM255 61V60H254ZM240 62H241V60H240ZM250 62V61H249ZM263 62V61H262ZM39 63V62H38ZM54 63V62H53ZM53 63H51L52 64V66H53ZM58 63V65H60L59 63H60V60L58 61V62H56V64ZM243 63V62H242ZM245 63V62H244ZM243 63V66H245L246 64H244ZM253 64H254V62H252ZM259 63V62H258ZM264 63V62H263ZM46 64H48V63H46ZM51 64H50V68H52V66H51ZM62 64V63H61ZM70 64V63H69ZM237 64H238V62H237ZM236 64V65H237ZM252 64V65H253ZM262 64V63H261ZM39 65H40V63H39ZM49 65V64H48ZM47 65V66H48ZM57 65V67H59ZM68 65V64H67ZM240 65H242V64H240ZM42 66V65H41ZM46 66V65H45ZM54 66H55V64H54ZM74 66L76 67V65L74 64ZM243 66H242V68H243ZM11 67V66H10ZM57 67H55V68H57ZM62 67V66H61ZM60 67V68H61ZM67 68H69V66H66ZM71 67H72V65H71ZM221 67V68H220ZM261 67V66H260ZM259 67V68H260ZM59 68V69H60ZM220 68V69H219ZM248 68V67H247ZM263 69L262 70H264V67H262ZM58 69V70H59ZM64 69H65V65H64ZM76 69V68H75ZM228 69V68H227ZM233 69H234V67H233ZM239 69H240V67H239ZM15 70V69H14ZM31 70V69H30ZM46 70V69H45ZM47 70H48V67H47ZM54 70H56V69H53V72H54ZM61 70V69H60ZM27 71V70H26ZM65 71V70H64ZM63 71V72H64ZM67 72H65V73H63V75L65 74V76H67L66 78H67V80H68V78H72V76L74 75L72 72H74V70H71L70 69V72H69V69H67L66 70ZM72 71V72H71ZM231 71H233V70H231ZM252 71V70H251ZM16 72V71H15ZM47 72V71H46ZM215 72V73H216ZM17 73V72H16ZM16 73L14 74L15 76H17L16 75ZM20 73H21V71H20ZM52 73V72H51ZM75 73H80L79 71H77V69L75 70ZM226 73V72H225ZM249 73V72H248ZM248 73H246V75H248ZM254 73H255V71H254ZM19 74V73H18ZM28 74H30V73H28ZM48 74H50V72H48ZM57 74H58V72H57ZM62 74V73H61ZM89 74V75H90ZM257 74V73H256ZM256 74H253V75H256ZM258 74H259V71H258ZM7 75V74H6ZM78 75V74H77ZM86 75H87V73H86ZM86 75H84V76H86ZM228 75V74H227ZM242 75V74H241ZM261 75H263V71H262V74ZM261 75L259 74L258 76H260L261 77ZM20 76V75H19ZM62 76V75H61ZM76 76V75H75ZM78 76H80V75H78ZM220 76V75H219ZM222 76H225V74H224V72H223V75ZM232 76V75H231ZM230 76V77H231ZM249 76H250V73H249ZM12 77H13V74H12ZM55 77V76H54ZM88 78H91V77H89V76H87ZM212 77V76H211ZM227 76H225V78H226ZM234 77V76H233ZM243 77V76H242ZM246 77V76H245ZM252 77H254V76H252ZM259 77V78H260ZM21 78V77H20ZM70 78V79H71ZM74 78V77H73ZM78 78V77H77ZM91 78V79H92ZM214 78H215V76H214ZM228 79H229V77H227ZM238 78V77H237ZM255 78H256V76H255ZM79 79V78H78ZM233 79H235V78H233ZM257 79V78H256ZM53 80V79H52ZM72 80V79H71ZM70 80V81H71ZM74 80V79H73ZM73 80H72V84L74 83L73 82ZM89 81H90V79H88ZM94 80H92V81H94ZM216 80H218L217 78H216ZM215 80V81H216ZM220 80V79H219ZM223 80H225V79H223ZM227 80V79H226ZM232 80V79H231ZM238 81H239V79H237ZM253 80H254V78H253ZM259 81H261L260 79H258ZM24 81H26V80H24ZM78 81V80H77ZM88 81V82H89ZM220 81H222V80H220ZM229 81V80H228ZM228 81L226 82L225 81V84L226 83H228ZM234 80H232V82H233ZM242 81V80H241ZM248 81V80H247ZM246 81V82H247ZM252 81V80H251ZM259 81H256L257 83L259 82ZM53 82V84H54V81H52ZM75 82H76V80H75ZM95 82V81H94ZM94 82H93V84H94ZM218 82V81H217ZM232 82H230V83H232ZM245 81L243 82V84L244 83H246ZM34 83V82H33ZM87 83V82H86ZM90 83V82H89ZM248 83H249V81H248ZM260 83V82H259ZM48 84H50V83H48ZM53 84H51V86L53 85ZM70 85H71V83H69ZM69 84H68V86H69ZM75 84V83H74ZM103 84V85H104ZM219 85H220V83H218ZM224 84V83H223ZM234 84H237V83H235L234 82ZM240 84V83H239ZM238 84V85H239ZM252 84H253V82H252ZM76 85H77V83H76ZM87 85H90V84H87ZM214 85V84H213ZM215 85H217V83L215 84ZM214 85V86H215ZM227 85V84H226ZM232 85V84H231ZM237 85V86H238ZM256 85V84H255ZM27 86V85H26ZM56 86V85H55ZM97 86V85H96ZM106 86V85H105ZM225 86V85H224ZM230 86V85H229ZM236 86V87H237ZM245 86V85H244ZM18 86H15V88H17ZM67 87V86H66ZM72 87H73V85H72ZM71 87V88H72ZM76 87V86H75ZM97 87H99V86H97ZM216 87V86H215ZM226 87H228V86H226ZM246 87H247V84H246ZM260 87H262V86H260ZM13 88H14V86H13ZM12 88V89H13ZM19 88H20V86H19ZM27 88V87H26ZM52 88H54V87H52ZM217 88V87H216ZM218 88H219V86H218ZM243 88H245V87H243ZM67 89V88H66ZM74 89V88H73ZM97 89V88H96ZM98 89H101V87L100 88H98ZM220 89V88H219ZM230 89H231V87H230ZM230 89L228 90V93H229V91H230ZM234 89V88H233ZM248 89V88H247ZM47 90V89H46ZM48 90H50V89H48ZM68 90H69V88H68ZM213 90V89H212ZM243 90V89H242ZM241 90V91H242ZM252 90H254V89H252ZM260 90H262L261 88H260ZM71 91V90H70ZM97 91V90H96ZM99 91V90H98ZM101 91V90H100ZM201 92L202 94H200V95H197L198 94V92ZM248 91H250V90H248ZM51 92V91H50ZM195 92H196V94H195ZM215 92V91H214ZM220 92V91H219ZM231 92V91H230ZM243 92V91H242ZM260 92V91H259ZM54 93V92H53ZM73 93V92H72ZM222 93V92H221ZM225 93V92H224ZM48 94V93H47ZM71 94V93H70ZM212 94H213V91H212ZM216 94V93H215ZM231 94V93H230ZM238 94V93H237ZM44 95H45V93H44ZM43 95V96H44ZM101 95V94H100ZM103 95V94H102ZM214 95V94H213ZM253 95V94H252ZM47 96V95H46ZM49 96V95H48ZM104 96V95H103ZM223 96V95H222ZM264 96V95H263ZM10 97H12V94H11V96ZM102 96H100L99 97V100H100V98H101ZM219 97H221V96H219ZM225 97V96H224ZM236 97H237V95H236ZM255 97V96H254ZM260 97V96H259ZM194 98V99H193ZM218 98V97H217ZM245 98V97H244ZM262 98V97H261ZM14 99V98H13ZM11 100V101H14V100H16V99H14V100ZM19 99V98H18ZM44 99H45V97H44ZM70 99V98H69ZM74 99V98H73ZM81 99H84V97H82ZM238 99V98H237ZM259 99V98H258ZM21 100V99H20ZM20 100H17V102L19 101L20 102ZM242 100H243V98H242ZM247 100V103H248V101L250 100V98L249 99H246ZM254 100V99H253ZM101 101V103H102V99L100 100ZM228 101H229V99H228ZM264 101V100H263ZM262 101V102H263ZM9 102H10V100H9ZM8 101H7V103H9ZM71 102V101H70ZM69 101L67 102V105H68V103H70ZM221 102V101H220ZM225 102H226V100H225ZM233 102V101H232ZM243 102V101H242ZM22 103V102H21ZM97 103V102H96ZM214 103V102H213ZM216 104H217V102H215ZM226 103H228V102H226ZM230 103V102H229ZM245 103H246V101H245ZM257 103V102H256ZM258 103H260L259 101H258ZM11 104V103H10ZM95 104V103H94ZM100 104V103H99ZM103 104V103H102ZM100 105V107L101 106H104V105ZM223 104V103H222ZM221 104V106H219V109H220V107H222L223 105ZM249 104V103H248ZM251 104H252V101H251ZM18 105V104H17ZM67 105H64V106H67ZM97 105V104H96ZM177 105H178V107L180 106V108H178L177 109ZM233 105V104H232ZM247 105V104H246ZM245 105V106H246ZM8 106V105H7ZM194 106H200L199 108H197L198 109V111H196L195 109V111L193 112V107ZM225 106V105H224ZM229 106V105H228ZM239 106H240V104H239ZM243 106V105H242ZM253 106V105H252ZM252 106H251V108H252ZM8 107H10L11 108V106H8ZM13 107H15V104L13 105ZM70 108H71V106H69ZM97 107V106H96ZM100 107H98V108H100ZM173 107V108H172ZM174 107H176V109H174ZM215 107H217V106H215ZM255 107V106H254ZM257 107V106H256ZM261 107V106H260ZM172 108V109H171ZM218 108V107H217ZM245 108V107H244ZM249 108V107H248ZM264 108V107H263ZM14 109V108H13ZM69 109V108H68ZM214 109V108H213ZM213 109H211V110H213ZM216 109V108H215ZM231 109H232V107H231ZM242 109V108H241ZM240 109V110H241ZM258 109V108H257ZM9 110V109H8ZM12 110V109H11ZM63 110V109H62ZM61 109L59 110L60 112L58 113L59 115L60 114H62V112L64 111H62ZM70 110V109H69ZM96 110H97V108H96ZM223 110H225V108L223 109ZM223 110H222V112H223ZM230 110V108L227 110V111H229ZM245 110H247V109H245ZM260 110V109H259ZM14 111V110H13ZM13 111H11V112H13ZM17 111V110H16ZM79 111V110H78ZM77 111V112H78ZM81 111V110H80ZM99 111H100V113H101V108L99 109ZM98 111V112H99ZM216 111V110H215ZM214 111V112H215ZM226 111V110H225ZM226 111V112H227ZM244 111V110H243ZM264 111V110H263ZM10 112V113H11ZM65 112V111H64ZM63 112V113H64ZM67 112H69V111H67ZM82 112V111H81ZM218 112V111H217ZM225 112V113H226ZM261 112V111H260ZM71 113V112H70ZM100 113H98V114H100ZM209 113H208V115H209ZM229 113V112H228ZM236 113V112H235ZM234 113V114H235ZM246 113H247V111H246ZM250 113V115H252L251 117L253 118L254 116V114H255V110L253 109V110H249L248 111V114ZM65 114V113H64ZM68 114V113H67ZM72 114L73 113H71V115H69V117H71L72 116ZM75 114H77V113H75ZM79 114H80V112H79ZM87 114H88V112H87ZM97 114V112H96V115H98ZM221 114V113H220ZM232 114H233V112H232ZM237 114V113H236ZM260 114V113H259ZM227 115V114H226ZM225 115V116H226ZM256 115V114H255ZM54 116L55 115H53V119H54ZM61 116V115H60ZM86 116H88V115H86ZM85 116V117H86ZM89 116H91L90 114H89ZM88 116V117H89ZM103 116V115H102ZM207 116V115H206ZM206 116H204V117H206ZM243 116H244V114H243ZM242 116V117H243ZM264 116V115H263ZM51 117V116H50ZM49 117V118H50ZM63 117V116H62ZM68 117V118H69ZM73 117H74V115H73ZM76 117V116H75ZM75 117L73 118V119H75ZM81 117V116H80ZM80 117H78V118H80ZM98 117V116H97ZM208 117V116H207ZM206 117V118H207ZM211 117H214L213 115L211 116ZM223 117V116H222ZM232 117V116H231ZM236 117V116H235ZM56 118V117H55ZM57 118H58V116H57ZM66 118V117H65ZM78 118H76L77 119V122H78ZM90 118V117H89ZM88 118V119H89ZM220 118H221V115H220ZM234 118V117H233ZM241 118V117H240ZM244 119H246V117L244 116L243 117ZM258 118V117H257ZM262 118V117H261ZM60 119L62 120V118L60 117ZM72 118H71V120L70 119H66V121L64 122L63 120V123L62 124H57L56 126H55V128L53 127V126H49L50 127V135L48 136L49 137V139L48 140H50L51 141V143L50 144H52L51 146L53 147V144H54V148H55V150H54V148L52 149V150H54V152L56 151L57 152V146L59 145V143L57 144H55V140L56 141H59L60 142V140H61V138H58L59 136H62L60 133H65V135L63 136V138H64V140L66 139L65 137H67V139H68V141H71V143H69V144H71V145H74V146H76L77 148H78V146H80V145H82V147H83V145L85 144V143H82V141L83 140H85L88 136H85L86 134L88 135L89 134V136H93L94 134V132L91 130V131H88V133L87 132H85V131H83V129L85 128V127H83V125L82 126H80L79 125V127H77V128H73L74 126L73 125H76L77 123H76V121L74 122V120H73ZM82 119H85L84 117H82ZM87 118H86V120H88ZM90 119H92V118H90ZM171 119L172 120H174L176 123V127H177V131L176 130H172V128L174 127L175 128V126H170L171 124H172V121H171ZM232 119V118H231ZM264 119V118H263ZM49 120V119H48ZM50 120H52L51 118H50ZM50 120H49V122H50ZM54 120H57V119H54ZM95 120H98V119H95ZM213 120V119H212ZM216 120V119H215ZM238 120V119H237ZM250 120V119H249ZM260 120V119H259ZM258 120V121H259ZM94 121V120H93ZM99 121H98V123H95V125L96 124H99ZM171 121V122H170ZM207 121V120H206ZM220 121H222V120H220ZM256 121H257V119H256ZM258 121H257V123H258ZM48 122V121H47ZM45 123V124H47V125H49V124H53V122L52 123ZM80 122V121H79ZM82 122H83V120H82ZM91 122V121H90ZM95 122V121H94ZM93 122V123H94ZM97 122V121H96ZM125 122V123H124ZM212 122V121H211ZM226 122V121H225ZM229 122V121H228ZM58 123V122H57ZM75 123V124H74ZM85 123V122H84ZM205 123V122H204ZM207 123H209V122H207ZM206 123V124H207ZM215 122H213V124H214ZM218 123V122H217ZM242 123H243V120H242ZM245 123V122H244ZM253 123V122H252ZM80 124V123H79ZM87 124V123H86ZM174 124V123H173ZM174 124V125H175ZM216 124V123H215ZM229 124V123H228ZM253 124H255V123H253ZM260 124H262L263 126H264V121H262V122H260ZM89 125V124H88ZM87 125V126H88ZM121 125H123V126H125L124 128V130H125V132L127 131V134H125V136H124V134L123 133H125V132H123L122 133V136L119 138L118 136H117V134H118V131H119V126H121ZM198 125H200V124H198ZM209 125V124H208ZM217 125H219V124H217ZM225 125V124H224ZM240 125V124H239ZM249 125V124H248ZM252 125V124H251ZM256 125V124H255ZM99 126V125H98ZM102 126V125H101ZM123 126H122V129H123ZM201 126H202V124H201ZM204 126H206L207 127V125H204ZM229 126V125H228ZM230 126H233L234 127V125H230ZM229 126V127H230ZM237 126V125H236ZM262 126V127H263ZM53 127V128H52ZM89 127H91L90 125H89ZM100 127V126H99ZM170 127H171V130H168V129H170ZM217 127V126H216ZM220 127V126H219ZM240 127V126H239ZM238 127V128H239ZM244 127H245V125H244ZM173 128V129H174ZM194 128H195V130H194ZM197 128H200V127H197ZM209 128H211V127H209ZM226 128V127H225ZM231 128V127H230ZM237 128V127H236ZM237 128V129H238ZM241 128H243V127H241ZM261 128V127H260ZM86 129H87V127H86ZM91 129V128H90ZM89 129V130H90ZM94 129V128H93ZM104 129V128H103ZM207 129V128H206ZM213 129H215V128H213ZM233 129H235V128H232V130ZM95 130H97L96 128H95ZM202 130V129H201ZM204 130V129H203ZM224 130H227V129H224ZM245 130H246V128H245ZM23 131V130H22ZM21 130H18L16 133H15V135H13V136H17V135H20L21 134V132H22ZM105 132H106V130H104ZM171 131H173V132H171ZM199 132H200V130H198ZM206 131V130H205ZM205 131H202V132H205ZM208 131V130H207ZM228 131V130H227ZM231 131V130H230ZM244 131V130H243ZM251 131V130H250ZM24 132V131H23ZM26 132V131H25ZM97 132V131H96ZM121 132H122V130H121ZM128 132H129V134H128ZM202 132H200L201 134L200 135H203V133ZM212 132H215V131H212ZM219 132V131H218ZM223 132V131H222ZM239 132V131H238ZM245 132V131H244ZM259 132H261V130L259 131ZM263 132V131H262ZM174 133V134H173ZM184 133V134H183ZM197 133V132H196ZM207 133V132H206ZM205 133V134H206ZM210 133H211V131H210ZM215 133H217V132H215ZM225 133V132H224ZM257 133V132H256ZM23 134V133H22ZM101 134H99V135H101ZM172 134V135H171ZM195 134V135H194ZM207 134H209V133H207ZM221 134V133H220ZM228 134H229V132H228ZM230 134H232V133H230ZM229 134V135H230ZM239 134H241L240 132H239ZM243 134V133H242ZM27 135H28V133H27ZM68 135V136H67ZM76 135V136H75ZM212 135H214V134H211V136ZM216 135H218V134H216ZM224 135V134H223ZM237 135V134H236ZM252 135V137L254 136V134H251ZM256 135V134H255ZM23 136V135H22ZM45 136H47V135H45ZM115 136L116 137H118L117 139L115 138ZM199 136V135H198ZM205 136V135H204ZM221 136V138H222V135H220ZM239 136H241V135H239ZM245 136V135H244ZM257 136H258V134H257ZM18 137V136H17ZM24 137H26V135L24 136ZM48 137H46V138H48ZM102 137V136H101ZM200 137H202V136H200ZM248 137H250V134H249V136ZM259 137H260V135H259ZM19 138V137H18ZM18 138H17V140H18ZM62 138V139H63ZM105 138V137H104ZM106 138V139H107ZM198 138V137H197ZM209 138V137H208ZM215 138V137H214ZM225 138V137H224ZM226 138H229V137H226ZM242 138V137H241ZM246 138V137H245ZM15 139V138H14ZM29 139V138H28ZM58 139H60V140H58ZM93 139V138H92ZM92 139H90V140H92ZM105 139V140H106ZM200 139V138H199ZM215 139H218V138H215ZM244 139V138H243ZM256 139V138H255ZM258 139V138H257ZM256 139V140H257ZM264 139V138H263ZM19 140H20V138H19ZM22 140V139H21ZM25 140V139H24ZM39 140H41V139H39ZM44 140L45 141H47V139H43V142L42 143H44ZM63 140V141H64ZM87 140V139H86ZM103 140V139H102ZM201 140V139H200ZM219 140V139H218ZM226 140V139H225ZM225 140H224V142H225ZM237 140V139H236ZM235 140V141H236ZM253 140L254 139H252V142H253ZM25 141H27V137H26V140ZM28 141H31V140H28ZM35 141V140H34ZM54 141V142H53ZM211 141V140H210ZM234 141V140H233ZM234 141V142H235ZM244 141H246V139L244 140ZM248 141V140H247ZM45 143V144H47V146L48 145H50L49 143ZM61 142H62V140H61ZM85 142V141H84ZM89 142V141H88ZM93 142V141H92ZM92 142L90 143V144H92ZM97 142L99 143V138H98V140H97ZM103 142V141H102ZM106 142H107V140L105 141V146H107V148L109 147L108 145H106ZM171 142V141H170ZM208 142V141H207ZM221 142V141H220ZM237 142V141H236ZM239 142H241V140H239L238 139V143ZM254 142H255V140H254ZM20 143V142H19ZM42 143H40L41 145H42ZM65 143V142H64ZM110 143V144H111ZM121 143H123L122 145H121ZM177 143H179V145H177ZM200 143V142H199ZM216 143V142H215ZM251 143V142H250ZM249 143V144H250ZM94 144V143H93ZM101 144V143H100ZM104 144H102L101 146H99V147H101V148H103L104 147ZM181 144H182V148H180L179 149V146L181 147ZM191 144V143H190ZM196 144L198 145V142L196 141ZM204 144H206V143H204ZM211 143H209V144H207V146L208 145H210ZM221 144H223V142L221 143ZM236 144V143H235ZM240 144V143H239ZM254 144V143H253ZM261 144V143H260ZM85 145H87V143L85 144ZM98 145V144H97ZM168 145V146H169ZM217 145V144H216ZM219 145V144H218ZM229 145V144H228ZM231 145V144H230ZM245 145V144H244ZM254 145H257L256 143L254 144ZM46 146V145H45ZM44 146V147H45ZM63 146V145H62ZM62 146H60V147H62ZM66 146V145H65ZM65 146L64 147H62V148H65ZM69 146V145H68ZM74 146H72V147H74ZM94 146L96 147V145L94 144ZM93 146V148H95ZM110 146V147H111ZM232 146V145H231ZM250 146H251V144H250ZM18 148L14 151V152H12V160H13V158L15 157H13V155H17V154H21L20 156H27V155H29V154H31L30 153V151H29V149H28V145L25 143V142H23V143H20L19 144V146H17ZM40 147H42V146H40ZM82 147H80V148H82ZM92 147V146H91ZM109 147V148H110ZM229 147V146H228ZM237 147H239V146H237ZM246 147V146H245ZM244 147V148H245ZM16 148V147H15ZM38 148V147H37ZM77 148H75V149H77ZM89 148V147H88ZM105 148V147H104ZM107 148H105V151L106 150H108ZM201 148V147H200ZM203 148V147H202ZM224 148H226L225 146H224ZM223 148V149H224ZM229 148H231V147H229ZM251 148V147H250ZM250 148H249V150H250ZM264 148V147H263ZM44 149V148H43ZM71 149V148H70ZM83 149H86V148H83ZM82 149V150H83ZM91 149V148H90ZM96 149H97V147H96ZM99 149V148H98ZM173 149V148H172ZM197 149V148H196ZM221 149V148H220ZM235 149V148H234ZM238 149H240V147L238 148ZM237 149V150H238ZM261 149V148H260ZM3 150H5V149H3ZM39 150H42L41 148L39 149ZM65 150V149H64ZM63 150V151H64ZM87 150H89V149H86L85 151H87ZM93 150V149H92ZM99 150H102V149H99ZM170 150V149H169ZM195 150V149H194ZM199 150V149H198ZM246 150H247V148H246ZM13 151V150H12ZM44 151V150H43ZM60 151V150H59ZM62 151V150H61ZM96 151V150H95ZM94 151V152H95ZM98 151V150H97ZM96 151V152H97ZM102 151H104V150H102ZM109 152H110V150H108ZM202 151V150H201ZM217 151V150H216ZM215 151V152H216ZM219 151V150H218ZM217 151V152H218ZM229 151V150H228ZM232 151H234V150H232ZM240 151V150H239ZM261 151H263V150H261ZM5 152V151H4ZM36 152V151H35ZM41 152V151H40ZM48 152H49V150H48ZM48 152H47V154H48ZM51 152V151H50ZM69 151H66L65 153L63 152L62 154H61V156L60 157H58L59 158V164L60 163H65V162H70L69 161V159H71V160H73V161H75V163L73 164V165H75V167H72V169H71V166L69 167V169H71V170H74V168H76V166L77 167H81V165H83V164H86V163H84L86 160H87V157H84V156H86V155H84V156H78V157H74L73 158V153L71 154L70 152L68 153ZM74 152V151H73ZM80 152V151H79ZM84 152V151H83ZM88 152H91L90 150L88 151ZM93 152V153H94ZM170 152H171V150H170ZM171 152V153H172ZM193 152V151H192ZM206 152H207V150H206ZM212 152V151H211ZM227 152V151H226ZM225 152V153H226ZM244 152V149H243V151H242V153ZM43 153V152H42ZM46 153V150H45V152H44V154ZM98 153V152H97ZM106 153V152H105ZM205 153V152H204ZM246 153V152H245ZM6 155H8L7 153H5ZM4 154V155H5ZM41 154V153H40ZM40 154H39V156H40ZM43 154V156H45ZM46 154V155H47ZM56 153H54V156H57V155H55ZM79 154H81V152L79 153ZM92 154V153H91ZM95 154V153H94ZM100 154V153H99ZM102 154V153H101ZM100 154V155H101ZM120 154V155H121ZM213 154V153H212ZM221 154V153H220ZM229 154V153H228ZM236 154H238V152L236 153ZM250 154H251V152H250ZM263 154V153H262ZM49 155H51V157H54V156H52V154H49ZM60 155V154H59ZM75 155V154H74ZM77 155H78V153H77ZM100 155H97L98 156V159L100 158V159H102L101 157H99ZM103 155V154H102ZM107 155H109L108 153L107 154H105V156H107ZM111 155V154H110ZM109 155V156H110ZM219 155V154H218ZM224 155V154H223ZM233 155V154H232ZM242 155V154H241ZM245 155V154H244ZM37 156V155H36ZM96 156V155H95ZM95 156L93 157V159L95 158ZM112 156V155H111ZM109 157V158H111L110 160H112L111 162H113L114 160H113V156L112 157ZM167 156H171V155H167ZM191 156V155H190ZM205 156H207L206 154H205ZM220 156V155H219ZM222 156V155H221ZM243 156V155H242ZM253 156V155H252ZM257 156V155H256ZM3 157V156H2ZM10 157V158H11ZM17 157V156H16ZM41 157V156H40ZM47 157H50V156H48L47 155ZM187 157V158H186ZM200 157V156H199ZM203 157V156H202ZM224 157V156H223ZM238 157V156H237ZM258 157V156H257ZM5 158V161H6V157H4ZM4 158H1L0 159V162H2V164H3V161H4ZM18 159H19V157H17ZM29 158V157H28ZM89 158V157H88ZM107 158H108V156H107ZM208 158V157H207ZM218 158V157H217ZM231 158V157H230ZM9 159V158H8ZM16 159V158H15ZM22 159V158H21ZM26 159V158H25ZM42 159H46L45 157L44 158H42ZM54 159V158H53ZM56 159H57V157H56ZM56 159H54V162H56ZM96 159H97V157H96ZM104 159V158H103ZM102 159V160H103ZM106 159V158H105ZM198 159V158H197ZM204 159V158H203ZM220 159V158H219ZM9 160H11V159H9ZM8 160V161H9ZM23 160L24 159H22L21 161H22V163H24L23 162ZM28 160V159H27ZM79 160L82 162H79ZM89 160H91L90 158H89ZM109 159H107V160H104V161H102V164H103V162H106V161H108ZM167 160H170L169 158L167 159ZM245 160V159H244ZM8 161L6 162V163H8ZM114 161V162H115ZM171 161V160H170ZM169 161V162H170ZM215 161H216V159H215ZM232 161V160H231ZM263 161V160H262ZM20 162V161H19ZM28 162H29V160H28ZM49 162H51V161H49ZM53 162V163H54ZM72 162V161H71ZM110 161H108V163L110 164L111 163ZM113 162V163H114ZM167 162V161H166ZM190 162V161H189ZM198 162V161H197ZM211 162H212V160H211ZM214 162V161H213ZM233 162V161H232ZM245 162V161H244ZM16 163V162H15ZM22 163H20V164H22ZM39 163V162H38ZM40 163H42V161L40 162ZM46 163V162H45ZM57 163H58V160H57ZM56 163V164H57ZM92 162H90V164H91ZM94 163V162H93ZM92 163V164H93ZM97 163H99L98 161H97ZM112 163V165H114L115 166V163L113 164ZM163 163H165L164 161H163ZM204 163V162H203ZM209 163V162H208ZM216 163V162H215ZM228 163V162H227ZM226 163V164H227ZM235 163V162H234ZM252 163V162H251ZM262 163V162H261ZM26 164V163H25ZM27 164H29V163H27ZM42 164H44V162L42 163ZM50 164V163H49ZM49 164H47V165H49ZM56 164H54V165H56ZM105 164V163H104ZM167 164V163H166ZM191 164V163H190ZM197 164V163H196ZM214 164V163H213ZM217 164H218V162H217ZM216 164V165H217ZM229 164H230V162H229ZM5 165V164H4ZM10 165V164H9ZM9 165L7 166V168L9 167ZM17 165V164H16ZM19 165V164H18ZM33 165V164H32ZM31 165V166H32ZM40 165V164H39ZM65 165V164H64ZM69 165V164H68ZM67 165V166H68ZM105 165H107V162H106V164ZM117 165V164H116ZM165 165V164H164ZM170 165V164H169ZM233 165V164H232ZM235 165H236V163H235ZM12 166V165H11ZM20 166V165H19ZM27 166V165H26ZM43 165H41V167H42ZM53 166V165H52ZM57 166V165H56ZM93 166H94V164H93ZM97 166V165H96ZM100 166V165H99ZM102 166V165H101ZM108 166H110V165H108ZM172 166V165H171ZM218 166V165H217ZM230 166V165H229ZM239 166H241V165H239ZM249 166V165H248ZM255 166H257V165H255ZM262 166V165H261ZM24 167V166H23ZM22 167V169H20L19 171H18V173H19V175H20V177H22L21 175H23V172H25L26 170H25V168H23ZM33 167V166H32ZM44 167H45V165H44ZM47 167V166H46ZM48 167H51L50 165L48 166ZM104 167V166H103ZM107 166H105V168H106ZM153 167V168H152ZM166 167V166H165ZM179 167V166H178ZM206 167V166H205ZM235 167V166H234ZM246 167V166H245ZM4 169H6V170H9V169H7V168H5V167H3ZM18 168H21V167H18ZM66 168V167H65ZM68 168V167H67ZM92 168H94V167H92ZM97 168V167H96ZM105 168H103V169H105ZM112 168L113 169H116V168H114L113 166H112ZM119 167L117 166V169H118ZM147 168H148V172H147V174H146V170H147ZM157 168V167H156ZM180 168V167H179ZM198 168V167H197ZM201 168V167H200ZM204 168V167H203ZM209 168H210V166H209ZM230 168V167H229ZM251 168V167H250ZM255 169L257 168L258 169V167H254ZM0 169H2V166H1V168ZM11 170L12 169H14V167L13 168H10ZM39 169H41L40 167H39ZM43 169V168H42ZM45 169V168H44ZM77 169V168H76ZM102 169V168H101ZM108 169H111L110 167L108 168ZM125 169V168H124ZM152 171H151V170ZM166 170L165 171H167L168 169L167 168H165ZM171 169V168H170ZM174 169V168H173ZM177 169V168H176ZM216 169H220V168H216ZM224 169V168H223ZM246 169V168H245ZM253 168H251V170H252ZM34 170V169H33ZM38 170V169H37ZM68 170V169H67ZM95 170H97V169H95ZM122 170H123V168H122ZM126 170V169H125ZM194 169H193V167H192V170H191V172L189 173H186L185 174V177L187 176L188 177V181H190L191 182V179H193L192 178V176H193V173H192V171H193ZM199 170V169H198ZM205 170V169H204ZM207 170V169H206ZM210 169H208V171H209ZM225 170V169H224ZM1 171V170H0ZM10 171V170H9ZM8 171V172H9ZM16 171H17V169H16ZM35 171H36V169H35ZM41 171V170H40ZM39 171V172H40ZM94 171V170H93ZM92 171V172H93ZM102 171V170H101ZM108 171V170H107ZM110 171V170H109ZM112 172H113V170H111ZM118 171V170H117ZM116 170L113 172V173H116L117 172ZM119 171H120V169H119ZM128 171H130V170H128ZM176 171V170H175ZM174 171V172H175ZM226 171H227V169H226ZM258 171V170H257ZM6 172V171H5ZM8 172L7 173H4V174H8ZM11 172V171H10ZM14 172V171H13ZM31 172V171H30ZM72 172V171H71ZM74 172V171H73ZM77 172L79 173V171L77 170ZM91 172V173H92ZM98 172V171H97ZM104 172V171H103ZM105 172H106V170H105ZM171 172V171H170ZM178 172V171H177ZM212 172V171H211ZM217 172V171H216ZM215 172V173H216ZM220 172V171H219ZM231 172V171H230ZM229 171H227L226 173H230ZM255 172V171H254ZM262 172V171H261ZM2 174H3V172H1ZM0 173V174H1ZM15 173V172H14ZM32 173H34V172H32ZM70 173V172H69ZM81 173V172H80ZM90 173V174H91ZM109 173V172H108ZM108 173H106L107 175H108ZM111 173V172H110ZM121 173H123V172H121ZM157 173V172H156ZM163 173H164V171H163ZM176 173V172H175ZM199 173V172H198ZM201 173V172H200ZM204 173V172H203ZM238 173V172H237ZM252 173V172H251ZM12 174V173H11ZM17 174V173H16ZM82 174V173H81ZM94 174H96V173H94ZM105 174V173H104ZM117 174V173H116ZM127 174V173H126ZM168 174H169V170H168ZM233 174V173H232ZM264 174V173H263ZM34 174H32V176H33ZM85 175H87V174H85ZM93 175V174H92ZM112 175H114V174H112ZM165 175V174H164ZM180 175V174H179ZM197 175V174H196ZM208 175V174H207ZM211 175V174H210ZM212 175H213V173H212ZM218 175H219V173H218ZM224 175H226V174H224ZM238 175H240V174H238ZM1 176V175H0ZM12 176V175H11ZM11 176H9V177H11ZM27 176V175H26ZM69 176V174H68V172L67 173H65L63 176H62V178L59 180V182H58V186L57 187H59V190H60V187H61V185H62V183H63V181H64V183H63V185L65 184V183H67V181H68V183H69V181H70V179L73 177V176H77L75 173L72 175V177H70L71 176V173H70V176ZM83 176V175H82ZM95 176V175H94ZM98 176V175H97ZM140 177V179H139V177ZM171 175H169V177H170ZM173 176H174V174H173ZM183 175L181 174V177H182ZM195 176V175H194ZM244 176V175H243ZM252 176V175H251ZM253 176H254V173H253ZM13 177V176H12ZM24 177H25V175H24ZM24 177H22V178H24ZM27 177H29V176H27ZM84 177H86V176H84ZM90 177H92L91 175H90ZM89 177V178H90ZM109 177V175L107 176V178ZM116 177V176H115ZM163 177V176H162ZM168 177V178H169ZM180 177V178H181ZM199 177H201V176H199ZM214 178H215V175L213 176ZM222 177V176H221ZM230 177V176H229ZM238 178H241V177H239V176H237ZM248 177V179L250 178L249 176H247ZM263 178H264V176H262ZM19 178V177H18ZM26 178V177H25ZM87 178V177H86ZM93 178H95V177H93ZM98 178V177H97ZM106 178V177H105ZM110 178H112V177H110ZM164 178V177H163ZM198 178V177H197ZM206 178V177H205ZM243 178V177H242ZM1 179V178H0ZM8 179H10V178H8ZM7 179V180H8ZM88 179V178H87ZM87 179H85V180H87ZM113 179H115V178H112V180ZM128 179V178H127ZM182 179H184V178H182ZM181 179V180H182ZM212 179V178H211ZM247 179V178H246ZM247 179V180H248ZM261 179V178H260ZM11 180V179H10ZM15 180H17V179H15ZM24 180V179H23ZM22 180V181H23ZM72 180V179H71ZM107 180V179H106ZM106 180H104V182L106 181ZM108 180H111V179H109L108 178ZM141 180V181H140ZM161 180H162V178H161ZM177 180H179V178L177 179ZM177 180H172V178H171V181L170 182H168L169 183V186H168V189L170 190V189H174L175 190V188H177L178 186H179V184L182 182H180L179 183V181H177ZM198 180V179H197ZM229 180V179H228ZM227 180V181H228ZM245 180V179H244ZM254 180V179H253ZM257 180V179H256ZM262 180V179H261ZM3 181H5L6 182V180H5V178H4V180ZM13 181V180H12ZM20 181V180H19ZM19 181H17V182H19ZM94 181V180H93ZM195 181V180H194ZM209 181V180H208ZM219 181H220V178H219ZM234 181V180H233ZM238 181H239V179H238ZM255 181V180H254ZM4 182V183H5ZM91 183H92V181H90ZM101 182V181H100ZM116 182V181H115ZM131 182V181H130ZM210 182V181H209ZM208 182V183H209ZM230 182V181H229ZM228 182V183H229ZM244 182V181H243ZM249 182H250V180H249ZM256 182V181H255ZM258 182H263V181H258ZM1 183V182H0ZM3 183V184H4ZM8 183H9V180H8ZM105 183H107V182H105ZM110 183H112V182H110ZM110 183H109V185H110ZM132 183V182H131ZM162 183V182H161ZM196 183V182H195ZM199 183V182H198ZM203 183H205V181L203 182ZM211 183H213V182H211ZM220 183V182H219ZM245 184H246V181L244 182ZM2 184V185H3ZM14 184V183H13ZM16 184H18V183H16ZM182 184V183H181ZM187 184H188V182H187ZM192 184V183H191ZM232 184V183H231ZM241 184V183H240ZM264 184V183H263ZM5 185V184H4ZM63 185H62V188H61V190H63ZM97 185V184H96ZM103 186H104V184H102ZM101 185V186H102ZM106 185V184H105ZM107 185H108V183H107ZM114 185V184H113ZM199 185V184H198ZM207 185V184H206ZM243 185V184H242ZM257 185L258 184H256V187H257ZM100 186V187H101ZM102 186V187H103ZM115 186V185H114ZM156 186V185H155ZM184 186V185H183ZM195 186V185H194ZM212 186H214V185H212ZM223 186L225 187V185L223 184ZM246 186V185H245ZM260 186V185H259ZM56 187V188H57ZM99 187V185H97V188ZM99 187V188H100ZM112 187V186H111ZM111 187H107V190H108V188H111ZM116 187H119L118 185L116 186ZM121 187V186H120ZM119 187V188H120ZM242 187V186H241ZM261 187V186H260ZM149 188V187H148ZM161 188V187H160ZM252 188V187H251ZM101 190H102V193L103 194H106V192L104 193V187H103V189L102 188H100ZM106 189V188H105ZM146 190H147V188H145ZM163 189V188H162ZM194 189V188H193ZM211 189V188H210ZM219 189V188H218ZM228 189V188H227ZM260 189H263V188H260ZM39 190V189H38ZM38 190H36L35 189V191L37 192ZM107 190H105V191H107ZM110 190V189H109ZM111 190H113V191H111V193L113 192V194H114V187H112L111 188ZM121 190H122V188H121ZM140 190H141V187H140ZM199 190V189H198ZM204 190V189H203ZM223 190V189H222ZM226 190V189H225ZM225 190L223 191V192H225ZM240 190H242V189H240ZM247 190V189H246ZM250 190V189H249ZM56 191V190H55ZM71 191V190H70ZM70 191H66V190H64L63 191V194L64 195H66V193L68 192V193H70ZM98 191H100V190H98ZM148 191V190H147ZM181 191V190H180ZM192 191V190H191ZM200 191H202L201 190V188H200ZM230 190H228V192H229ZM237 191H238V189H237ZM245 191V190H244ZM243 191V192H244ZM252 191V190H251ZM255 191H256V189H255ZM261 191V190H260ZM118 192V191H117ZM116 192V193H117ZM189 192V191H188ZM195 192V191H194ZM206 192H207V188H206ZM209 192V191H208ZM226 192H227V190H226ZM38 193V192H37ZM53 193H54V191H53ZM67 193V194H68ZM98 193V192H97ZM108 194H109V191L107 192ZM119 193V194H118ZM116 195H120V190H119V192H118ZM172 193V192H171ZM193 193V192H192ZM209 193H211V192H209ZM218 193H219V190H218ZM220 193H221V195H223L222 194V191H220ZM232 193V192H231ZM235 193V192H234ZM240 193V192H239ZM249 193V192H248ZM25 194V193H24ZM33 194V193H32ZM39 194V193H38ZM37 194V195H38ZM56 194V193H55ZM59 194H61V193H59ZM59 194H57L58 196H59ZM99 194V193H98ZM103 194H100L101 196L103 195ZM108 194H106V195H108ZM150 194V193H149ZM196 194V193H195ZM214 194H215V192H214ZM236 194H237V192H236ZM241 194V193H240ZM245 194H247L246 192H245ZM250 194V193H249ZM253 194V193H252ZM34 196H35V192H34V194H33ZM40 195V194H39ZM38 195V196H39ZM50 195H51V193H50ZM53 195V194H52ZM130 195H132L131 193H130ZM130 195H129V197H130ZM157 193H156V191L154 190V189H152V196H147L148 198L146 199L147 200V202H146V200L145 201H143L142 202V205H146V207H147V205H149V207H150V205H157L158 206V204H157ZM197 195H198V193H197ZM238 195V194H237ZM243 195V194H242ZM256 195V194H255ZM259 195V194H258ZM21 196H23V194L21 195ZM25 196H27L28 198H29V192H27L26 194H25ZM34 196L32 197V195L30 194V197H32V198H34ZM61 196V198L62 199H64L63 197H62V194L60 195ZM100 196V197H101ZM105 196V195H104ZM124 196V195H123ZM123 196H122V199H124L123 198ZM126 196H125V198H126ZM137 196V195H136ZM140 196H141V194H140ZM165 196V195H164ZM163 196V197H164ZM185 196V195H184ZM205 196V195H204ZM223 196H225V195H223ZM231 196V195H230ZM236 196V195H235ZM241 196V195H240ZM37 197V196H36ZM41 197H43L42 195H41ZM51 197V196H50ZM49 197V198H50ZM65 197V196H64ZM70 197V196H69ZM116 197V196H115ZM120 197V196H119ZM128 197V196H127ZM162 197V196H161ZM160 197V198H161ZM168 197V196H167ZM173 197V196H172ZM188 197V196H187ZM193 197V196H192ZM200 197V196H199ZM237 197V196H236ZM245 197H246V195H245ZM253 197H254V195H253ZM256 197V196H255ZM60 198V199H61ZM180 198H182V197H180ZM194 198H196L197 199V196H195L194 195ZM205 198H207L206 196H205ZM208 198H209V196H208ZM212 198V197H211ZM228 198V197H227ZM239 198V197H238ZM238 198H234V201L235 200H237ZM242 198V197H241ZM248 198V197H247ZM252 198V197H251ZM16 199V198H15ZM21 199V198H20ZM27 199V198H26ZM30 199V198H29ZM38 199H41L42 200V198H38ZM106 199V198H105ZM117 199V197L115 198V200ZM132 199V198H131ZM143 199V198H142ZM174 199V198H173ZM193 199V198H192ZM202 199V198H201ZM200 199V200H201ZM220 199V198H219ZM244 199V198H243ZM255 199V198H254ZM35 200V199H34ZM37 200V199H36ZM65 200H66V197H65ZM114 200V199H113ZM136 199H134V201H135ZM162 200H164V199H162ZM166 200V199H165ZM176 200V199H175ZM174 200V201H175ZM186 200V199H185ZM188 200V199H187ZM194 200V199H193ZM223 200H224V198H223ZM257 200V199H256ZM6 201V200H5ZM19 201V200H18ZM17 201V203H19ZM23 200H21V202H22ZM29 201V200H28ZM32 201H33V199H32ZM31 201V202H32ZM64 201V200H63ZM141 201V200H140ZM167 201V200H166ZM209 201V200H208ZM211 201H212V199H211ZM218 201V200H217ZM221 201V200H220ZM226 201V200H225ZM233 201V202H234ZM259 201V200H258ZM261 201H262V199H261ZM16 202V201H15ZM14 202V203H15ZM27 202V201H26ZM25 202V203H26ZM38 202V201H37ZM206 202V201H205ZM239 202V201H238ZM256 203H257V201H255ZM13 203V205H15ZM102 203V202H101ZM126 203V202H125ZM136 203V202H135ZM175 203V202H174ZM173 203V204H174ZM194 203V202H193ZM221 203H224V202H221ZM230 203V202H229ZM231 203H232V201H231ZM242 203H243V201H242ZM241 203V204H242ZM249 203H251V201L249 202ZM248 203V204H249ZM253 203V202H252ZM8 204V203H7ZM24 204V203H23ZM27 205H28V203H26ZM25 204V205H26ZM141 204V203H140ZM160 204V203H159ZM163 204H164V202H163ZM172 204V203H171ZM189 204V202L188 201H184V202H182V206H180V207H175V209H173V207L172 208H169V210L167 211L168 212V214H172V213H174L175 211H177V208H178V210H181V212L180 213H184L185 212V207L187 206ZM207 204V203H206ZM213 204H214V202H213ZM215 204H217V203H215ZM238 204V203H237ZM246 203H244V205H245ZM247 204V205H248ZM260 204H262V202L261 203H259V204H257V206L258 205H260ZM25 205H22V207L23 206H25ZM137 205H138V203H137ZM169 205V204H168ZM177 205V204H176ZM219 205V204H218ZM221 205V204H220ZM220 205H219V207H220ZM225 205V204H224ZM228 205V204H227ZM226 205V206H227ZM243 205V206H244ZM93 206V205H92ZM120 206V205H119ZM122 206V205H121ZM127 206V205H126ZM134 206V205H133ZM179 206V205H178ZM190 206V205H189ZM203 206V205H202ZM223 206V205H222ZM230 206H231V204H230ZM239 206V205H238ZM242 206V207H243ZM255 206V205H254ZM101 207H102V205H101ZM118 207V206H117ZM125 207V206H124ZM129 207V206H128ZM138 207V206H137ZM160 207H162V206H160ZM163 207H166V206H163ZM188 207V206H187ZM201 207V206H200ZM207 207V206H206ZM235 207V206H234ZM237 207V206H236ZM256 207V206H255ZM254 207V208H255ZM15 208H16V206H15ZM23 208H25V207H23ZM111 208V207H110ZM123 208V207H122ZM159 208V207H158ZM189 208V207H188ZM228 208H229V206H228ZM230 208H232V206L230 207ZM238 208V207H237ZM253 208V209H254ZM257 208H260V206L259 207H257ZM21 209V208H20ZM17 210V212L18 211H21V210ZM59 209V208H58ZM102 209V208H101ZM126 209V208H125ZM136 209V208H135ZM146 209V208H145ZM155 209V208H154ZM157 209V208H156ZM191 209V208H190ZM217 209V208H216ZM227 209V208H226ZM251 209V208H250ZM8 209H4V210H0V229L1 228H3L4 227V221L2 220V217H3V219L5 220V218H4V216H5V214H6V211H7ZM119 210V209H118ZM124 210V209H123ZM123 210H122V213H123ZM138 210H140V207H139V209ZM137 210V211H138ZM167 210V209H166ZM187 210V209H186ZM200 210V209H199ZM217 210H219V208L217 209ZM242 210H243V208H242ZM249 210V209H248ZM9 212H15L14 211V206H12V207H10L9 208V210H8ZM23 211V210H22ZM26 211H28V210H26ZM29 211H31V210H29ZM93 211V210H92ZM136 211V212H137ZM146 211H148V210H146ZM154 211V210H153ZM194 211V210H193ZM207 211H208V209H207ZM254 211V210H253ZM259 211V210H258ZM94 212V211H93ZM112 212V211H111ZM120 212L121 211H119V214H120ZM144 212V211H143ZM160 212V211H159ZM196 212V211H195ZM238 212V211H237ZM245 212V211H244ZM8 213V212H7ZM23 214H24V211L22 212ZM27 213V212H26ZM110 213V212H109ZM138 213H139V211H138ZM166 213V212H165ZM221 213H222V211H221ZM239 213H240V211H239ZM248 213V212H247ZM255 213V212H254ZM9 214V213H8ZM19 214V213H18ZM126 214H127V211H126ZM133 214V213H132ZM142 214V213H141ZM160 214V213H159ZM161 214H163L162 212H161ZM198 214V213H197ZM203 214V213H202ZM215 214H216V212H215ZM226 214V213H225ZM230 214H231V212H230ZM249 214H250V212H249ZM10 215H11V213H10ZM134 215V214H133ZM144 215V214H143ZM142 215V216H143ZM167 215V214H166ZM212 215V214H211ZM227 215H229V213L227 214ZM234 215V214H233ZM240 215V214H239ZM14 216H16L15 215V213H14ZM27 216V215H26ZM58 216V215H57ZM56 216V217H57ZM121 216H122V214H121ZM132 216V215H131ZM187 216V215H186ZM202 216V215H201ZM200 216V217H201ZM245 216V215H244ZM250 216H252V215H250ZM256 216H258V215H256ZM255 216V217H256ZM8 217V216H7ZM10 217V216H9ZM20 217H22L21 215H20ZM125 217V216H124ZM137 217V216H136ZM154 217V218H153ZM162 217V216H161ZM197 217V216H196ZM195 217V218H196ZM229 217V216H228ZM230 217H233L232 215L230 216ZM264 217V216H263ZM23 219H24V215H23V217H22ZM22 218H19V221L20 222H22L20 219H22ZM139 218V217H138ZM155 218H156V215H150L149 216V219H147V221H149V223H151V222H153V220H155ZM169 218H171V217H169ZM186 218V217H185ZM213 218V217H212ZM237 216H236V219L235 220H237ZM244 218H246V216L244 217ZM252 218H254V215H253V217ZM258 218V217H257ZM6 219H8V218H6ZM14 219H17V217L16 218H14ZM26 219V218H25ZM24 219V220H25ZM27 219H28V217H27ZM113 219V218H112ZM140 219V218H139ZM143 219V218H142ZM158 219V218H157ZM157 219L155 220V221H157ZM162 219V218H161ZM164 219V218H163ZM168 219V218H167ZM172 219V218H171ZM170 219V220H171ZM198 219V218H197ZM202 219V218H201ZM229 219H232V218H229ZM259 219V218H258ZM10 220H12V216H11V219ZM71 220V219H70ZM174 220V219H173ZM190 220V219H189ZM196 220V219H195ZM200 220V219H199ZM210 220V219H209ZM242 220V219H241ZM240 220V221H241ZM250 220H251V217H250ZM264 220V219H263ZM3 221V222H2ZM18 221V222H19ZM26 221V220H25ZM130 221V220H129ZM146 221V222H147ZM153 222V223H155L156 224V222ZM181 221V220H180ZM179 220H178V222H180ZM185 220H183V222H184ZM188 221V220H187ZM191 221V220H190ZM201 221V220H200ZM230 221V220H229ZM252 221V220H251ZM257 221V220H256ZM19 222V223H20ZM121 222V221H120ZM127 222V221H126ZM139 222V221H138ZM141 222H143V221H141ZM164 222H166V221H164ZM175 222V221H174ZM182 222V223H183ZM204 222V221H203ZM250 222V221H249ZM3 223V224H2ZM30 223H31V221H30ZM71 223V222H70ZM128 223V222H127ZM130 223V222H129ZM132 223V222H131ZM152 223V224H153ZM163 223V222H162ZM161 223V224H162ZM177 223V222H176ZM217 223H219V222H217ZM259 223V222H258ZM261 223V222H260ZM23 224V223H22ZM68 224V223H67ZM172 224V223H171ZM174 224V223H173ZM187 224V223H186ZM185 224V225H186ZM221 224V223H220ZM225 224V223H224ZM228 224V223H227ZM235 224V223H234ZM237 224V223H236ZM251 224V223H250ZM15 225V224H14ZM18 225H21V224H18ZM28 224L27 223H25V225H24V227H26ZM72 225V224H71ZM103 225V224H102ZM101 225V226H102ZM130 225V224H129ZM132 225V224H131ZM143 225V224H142ZM149 225V224H148ZM188 225V224H187ZM186 225V226H187ZM198 225V224H197ZM215 225V224H214ZM230 225V224H229ZM257 225V224H256ZM13 226V225H12ZM23 226V225H22ZM21 226V227H22ZM95 226V225H94ZM105 226V225H104ZM114 226V225H113ZM120 226V225H119ZM135 226V225H134ZM133 226V227H134ZM160 226V225H159ZM158 226V227H159ZM184 226V225H183ZM200 226V225H199ZM202 226H204V225H202ZM216 226H217V224H216ZM215 226V227H216ZM234 226V225H233ZM243 226H244V224H243ZM261 226V225H260ZM7 227V226H6ZM28 227H30V225L29 226H27V228ZM41 227V226H40ZM39 227V228H40ZM60 228V226H56L55 228ZM89 227V226H88ZM87 227V228H88ZM98 227V226H97ZM96 227V228H97ZM143 227H144V225H143ZM153 227L154 226H152V227H150V234L152 235L151 236V240H155L156 239V234L154 235V230H153ZM162 227V226H161ZM166 227H167V225H166ZM190 227V226H189ZM206 227V226H205ZM225 227V226H224ZM230 227H232V226H230ZM229 227V228H230ZM259 227V226H258ZM30 228H32V227H30ZM43 228V227H42ZM54 228V229H55ZM57 229L58 230V235H57V231H56V236H59V234L61 233V230L60 229ZM84 228V227H83ZM86 228V229H87ZM92 228H93V226H92ZM100 228V227H99ZM102 228H104V227H102ZM106 228V227H105ZM139 228V227H138ZM157 228V227H156ZM175 228V227H174ZM181 228V227H180ZM179 228V229H180ZM246 228V227H245ZM249 228V227H248ZM251 228V227H250ZM7 229V231H8V228H6ZM14 229V228H13ZM18 229V228H17ZM24 229V228H23ZM29 229V228H28ZM90 229H91V227H90ZM114 229V228H113ZM146 229V228H145ZM149 229V228H148ZM221 229V228H220ZM228 229V228H227ZM232 229H235V228H232ZM12 230V229H11ZM15 230V229H14ZM19 231H22V230H20V227H19V229H18ZM26 230V229H25ZM37 230H38V228H37ZM46 230V229H45ZM64 230V229H63ZM94 230H96V229H94ZM128 230V229H127ZM127 230H125V231H127ZM131 230V229H130ZM156 230H158V229H156ZM161 230H163V228L161 229ZM160 230V231H161ZM170 230V229H169ZM168 230V231H169ZM176 230V229H175ZM174 230V231H175ZM189 230V229H188ZM199 230V229H198ZM217 230V229H216ZM237 230V229H236ZM240 230V229H239ZM242 230V229H241ZM251 231H252V229H250ZM259 230V229H258ZM2 231H3V229H2ZM13 231V230H12ZM17 231V230H16ZM33 231L34 232H36V230H34L33 229ZM32 231V232H33ZM39 231V230H38ZM66 231H68V230H66ZM97 231V230H96ZM178 231V230H177ZM194 231V230H193ZM5 232H6V230H5ZM28 231L26 230V233H27ZM31 232V234H33ZM50 232V231H49ZM64 232V231H63ZM90 232H92L93 233V231L91 230ZM89 232V233H90ZM98 232H99V230H98ZM103 232H104V230H103ZM170 232V231H169ZM181 232V231H180ZM185 232H186V229H185ZM184 232V233H185ZM196 232V231H195ZM198 232V231H197ZM200 232V231H199ZM208 232V231H207ZM220 232V231H219ZM0 233H1V231H0ZM11 233V232H10ZM19 233V232H18ZM21 234H22V232H20ZM24 233V232H23ZM28 233H30V231L28 232ZM27 233V234H28ZM48 233V232H47ZM52 233H53V231H52ZM101 233V232H100ZM131 233H132V231H131ZM146 233H148V231H146ZM165 233V232H164ZM172 233V232H171ZM178 233V232H177ZM190 233V232H189ZM202 233H203V230H202ZM213 233H215V232H213ZM230 233V232H229ZM244 233V232H243ZM253 233H255V231L253 232ZM261 233H262V231H261ZM4 234H7V232L6 233H4ZM26 234V235H27ZM41 233H39V235H40ZM50 234V233H49ZM53 234H55V233H53ZM52 234V235H53ZM104 234V233H103ZM128 234V233H127ZM127 234H126V236H127ZM141 234V233H140ZM145 234V233H144ZM162 234V233H161ZM174 234V233H173ZM194 235H195V233H193ZM197 234V233H196ZM199 234V233H198ZM207 234V233H206ZM205 234V235H206ZM212 234V233H211ZM211 234H209V236L211 235ZM217 234V233H216ZM247 234V233H246ZM248 234H250L249 232H248ZM256 234V233H255ZM258 234V233H257ZM25 235V233H24V236H26ZM30 235V234H29ZM35 235V234H34ZM37 235V234H36ZM48 235V234H47ZM47 235H45L46 237H47ZM63 235V234H62ZM62 235H60V236H62ZM96 237H97V235H98V237L100 236L99 234H94ZM94 235H93V237H94ZM102 235V234H101ZM115 235V234H114ZM133 235V234H132ZM154 235V236H153ZM169 235H170V233H169ZM176 235V234H175ZM190 235H191V233H190ZM202 235H204V234H202ZM244 235V234H243ZM1 236V235H0ZM6 236V235H5ZM4 236V237H5ZM28 236V235H27ZM26 236V237H27ZM33 235H30V237H32ZM54 236V235H53ZM87 236H89V235H87ZM86 236V237H87ZM134 236L136 237V235L134 234ZM166 236V235H165ZM171 236V235H170ZM177 236V235H176ZM195 236H197V235H195ZM199 236V235H198ZM221 236V235H220ZM223 236H225V235H223ZM222 236V237H223ZM233 236V235H232ZM1 237H3V236H1ZM3 237V238H4ZM49 237H50V239H51V234L49 235ZM92 237V238H93ZM143 237V236H142ZM157 237H160V236H157ZM162 237H163V234H162ZM180 237V236H179ZM183 237V236H182ZM193 237V236H192ZM203 237V236H202ZM219 237V236H218ZM234 237V236H233ZM237 237V236H236ZM256 237V236H255ZM262 237H264V236H262ZM59 238V237H58ZM58 238H56L55 239V241H57V239ZM60 238H62V237H60ZM81 239H82V237H80ZM100 239H101V237H99ZM99 238H97L98 240H99ZM125 238V237H124ZM132 238V237H131ZM131 238H128V239H131ZM134 238V237H133ZM146 238V237H145ZM189 238H190V236H189ZM200 238V237H199ZM205 238V237H204ZM229 238V237H228ZM250 238V237H249ZM89 239H91V235H90V238ZM88 239V240H89ZM93 239H95V238H93ZM148 239V238H147ZM146 239V240H147ZM163 239V238H162ZM161 239V240H162ZM176 239V238H175ZM185 239V238H184ZM207 239V238H206ZM225 239V238H224ZM234 239V238H233ZM85 240H86V238H85ZM87 240V241H88ZM92 240V239H91ZM97 240V241H98ZM125 240V239H124ZM133 241H134V239H132ZM150 240V241H151ZM178 240V239H177ZM219 240V239H218ZM249 240V239H248ZM255 240V239H254ZM54 241V240H53ZM59 241H60V239H59ZM64 241V240H63ZM76 241V240H75ZM84 241V240H83ZM86 241V242H87ZM90 241V240H89ZM88 241V242H89ZM100 241V240H99ZM163 241V240H162ZM164 241H165V239H164ZM180 241V240H179ZM198 241V240H197ZM221 241V240H220ZM225 241H227V240H225ZM234 241V240H233ZM244 241V240H243ZM260 241H262L263 242V240H260ZM61 242V241H60ZM60 242L59 243H57V245L58 244H60ZM87 242V243H88ZM92 242V241H91ZM90 242V243H91ZM144 242V241H143ZM152 242V241H151ZM160 242V241H159ZM170 242V241H169ZM183 242H185V241H183ZM85 243V242H84ZM96 243H98V242H96ZM100 243V242H99ZM98 243V244H99ZM138 243H139V240H138ZM157 243V242H156ZM188 243V242H187ZM194 243H195V241H194ZM193 243V244H194ZM206 243V242H205ZM214 243V242H213ZM225 243V242H224ZM223 243V244H224ZM239 243V242H238ZM244 243H246V242H244ZM78 244V243H77ZM81 244V243H80ZM93 244H95V242H94V240H93V242H92V246H93ZM142 244V243H141ZM165 244V243H164ZM163 244V245H164ZM170 244H172V243H170ZM192 244V243H191ZM211 244H212V242H211ZM210 244V245H211ZM216 243H214L213 245H215ZM222 244V245H223ZM261 244V243H260ZM55 245V248L56 247H58L59 248V246H62V245ZM67 245V244H66ZM79 245V244H78ZM83 245V244H82ZM97 245V244H96ZM146 245V244H145ZM159 245H160V243H159ZM173 245H175V244H173ZM185 245H186V243H185ZM203 245H205V244H203ZM212 245V246H213ZM218 245V244H217ZM228 245H229V243H228ZM233 245V244H232ZM232 245H230L231 247H232ZM238 245V244H237ZM239 245H241V244H239ZM244 245V244H243ZM253 245V244H252ZM262 245V244H261ZM77 246V245H76ZM87 246H89L88 244H87ZM92 246H90L91 248H92ZM98 246V245H97ZM158 246V245H157ZM168 247H169V244L167 245ZM191 246V245H190ZM207 246V245H206ZM216 246V245H215ZM65 247V246H64ZM74 247H75V243H74ZM74 247H73V249H74ZM79 247H80V245H79ZM82 247V246H81ZM80 247V248H81ZM96 247V246H95ZM95 247H94V250L93 249H91L93 252H95V253H98L97 251H99V250H102V248L101 249H97L98 247H96V250L97 251H95ZM102 247V246H101ZM103 247H105V246H103ZM111 247V246H110ZM114 247V246H113ZM140 247H141V245H140ZM139 247V248H140ZM152 247V246H151ZM183 247V246H182ZM185 247V246H184ZM195 247V246H194ZM197 247V246H196ZM209 246H207V248H208ZM223 247H224V245H223ZM235 247V246H234ZM234 247H233V250H234ZM256 247V246H255ZM14 248H18V247H14ZM49 248V247H48ZM48 248H46L47 250H49V251H54L55 250V248L53 249V250H50V248L48 249ZM52 248V247H51ZM58 248H57V250H58ZM62 248H63V246H62ZM107 248H109V247H107L106 246V248H103V250H105V251H103V252H99V253H101V254H104V252H105V256H106V254H107V256H108V253H110V251H111V253L110 254H112V250H110V249H108L107 251H106V249ZM126 248V247H125ZM163 248V247H162ZM161 248V249H162ZM170 248V247H169ZM189 248V247H188ZM203 248V247H202ZM218 248V247H217ZM226 247H224V250H226L225 249ZM248 248H250L249 246H248ZM254 248V247H253ZM13 249V248H12ZM11 249V250H12ZM64 249L66 250V251H69V250H71L72 249V245L71 244H69V245H67L65 248H63L61 251H64ZM85 251L84 252H87V251H89V249L87 250V248H86V246H85ZM145 249V248H144ZM146 249H147V246H146ZM165 249V248H164ZM179 249V248H178ZM209 249V248H208ZM210 249H211V247H210ZM214 249H215V247H214ZM221 249V248H220ZM228 249V248H227ZM240 249V248H239ZM258 249V248H257ZM76 250H81V249H77L76 248ZM87 250V251H86ZM148 250V249H147ZM183 250V249H182ZM197 249H193V251H196ZM212 250V249H211ZM236 250V249H235ZM238 250V249H237ZM236 250V251H237ZM246 250V249H245ZM248 250V249H247ZM16 252L18 251V249H16L15 250ZM59 251V253H60V249L58 250ZM57 251V252H58ZM66 251H64V252H66ZM137 251H138V249H136V253H137ZM145 251V250H144ZM149 251V250H148ZM181 251V250H180ZM215 251V250H214ZM221 251V250H220ZM219 251V252H220ZM242 251V250H241ZM250 251V250H249ZM252 251V250H251ZM254 251V250H253ZM74 252V251H73ZM77 252V251H76ZM76 252H74V255H76L75 253ZM83 252V251H82ZM81 252V254L80 255H84L83 253ZM90 252V251H89ZM107 252V253H106ZM140 252V251H139ZM141 252H142V250H141ZM150 252V251H149ZM192 252V251H191ZM200 252H201V250H200ZM205 252H206V250H205ZM204 252V253H205ZM233 252V251H232ZM245 252V251H244ZM262 252H264V251H262ZM12 253H14L13 251H11V254ZM29 253V252H28ZM99 253H98V255H99ZM160 253V252H159ZM172 253V252H171ZM178 253V252H177ZM180 253V252H179ZM208 253H210V251L208 252ZM237 253V252H236ZM250 253V252H249ZM252 253V252H251ZM260 253V252H259ZM17 254H18V252H17ZM79 254V253H78ZM90 254H92L91 252H90ZM94 254V253H93ZM92 254V255H93ZM115 254V253H114ZM141 254V253H140ZM150 254V253H149ZM165 254H166V252H165ZM188 254V253H187ZM192 254V253H191ZM217 254V253H216ZM216 254H213V255H216ZM219 254V253H218ZM228 254V253H227ZM19 255V254H18ZM98 255H96V256H98ZM144 255V254H143ZM154 255H155V252H154V248H152V250H151V254L149 255V257H150V260L149 261H152L151 260V258H153L154 257ZM169 255V254H168ZM205 255V254H204ZM242 255H243V252H242ZM260 255V254H259ZM13 256V255H12ZM14 256H15V254H14ZM67 256H69V254L67 255ZM70 256H71V254H70ZM96 256H95V258H94V260L93 261H96L97 259H96ZM99 256H104V255H99ZM104 256V257H105ZM110 256V255H109ZM113 255H111L110 256V258H108L109 259V261H110V263L111 264H115L116 262H117V259L118 260H125L126 258L125 257H127V255H125V254H123V252L122 253H120V256H114V257H112ZM129 257H133V254L131 255V253H129V255H128ZM147 256H148V253H147ZM178 256V255H177ZM184 256H185V254H184ZM194 256H195V254H194ZM209 255H207V257H208ZM212 256V255H211ZM222 256H223V253H222ZM226 256V255H225ZM258 256V255H257ZM8 257V256H7ZM57 257V256H56ZM83 257V256H82ZM81 257V259H83V258H85V257H83L82 258ZM87 257V256H86ZM89 257H92V259H93V257L94 256H89ZM111 257H112V261L113 262H111ZM141 257V256H140ZM170 257V256H169ZM187 257V256H186ZM185 257V258H186ZM228 257V256H227ZM248 257V256H247ZM259 257V256H258ZM5 258V257H4ZM11 258V257H10ZM14 259H15V257H13ZM55 258V257H54ZM58 258H59V256H58ZM58 258L56 259V260H58ZM67 258V257H66ZM65 258V259H66ZM70 258H73V257H70ZM98 258V257H97ZM105 258H107V257H105ZM159 258V257H158ZM162 258H164V257H162ZM180 258V257H179ZM203 258V257H202ZM208 258H210V257H208ZM233 258H235V257H233ZM242 258V257H241ZM241 258H239V259H241ZM249 258V257H248ZM1 259H3V258H1ZM8 259V258H7ZM17 259V258H16ZM64 259V260H65ZM89 260H90V258H88ZM96 259V260H95ZM101 260H102V258H100ZM108 259H106V260H108ZM145 259H147V258H145ZM167 259H168V257H167ZM198 259H200V258H198ZM205 259V258H204ZM223 259V258H222ZM229 259H231V258H229ZM263 259V258H262ZM4 260V259H3ZM2 260V261H3ZM23 260H24V258H23ZM78 260H80V259H78ZM77 260V261H78ZM99 260V259H98ZM98 260H97V262H98ZM100 260V261H101ZM116 260V261H115ZM176 260H177V258H176ZM185 259H183V261H184ZM187 260V259H186ZM189 260V259H188ZM187 260V261H188ZM210 260V259H209ZM216 260V259H215ZM232 260V259H231ZM251 260V262H252V259H250ZM257 260V259H256ZM15 261H17V260H14L13 262L15 263ZM21 261H22V259H21ZM53 261V260H52ZM59 261V260H58ZM63 261V260H62ZM66 261V260H65ZM68 261V260H67ZM83 262H84V259L82 260ZM92 261V260H91ZM129 261V260H128ZM172 261H173V258H172ZM178 261V260H177ZM183 261H181V262H183ZM197 261V260H196ZM217 261H219V260H217ZM220 261H222L221 259H220ZM230 260H228V262H229ZM246 261V260H245ZM10 262V261H9ZM13 262H12V264H13ZM24 262H26V261H24ZM79 262V261H78ZM82 262V263H83ZM154 262V261H153ZM162 262V261H161ZM166 262V261H165ZM191 263H192V261H190ZM195 262V261H194ZM212 262V261H211ZM215 262V261H214ZM213 262V263H214ZM224 262V261H223ZM233 262V261H232ZM235 263H236V261H234ZM0 263H1V260H0ZM4 263L6 264L7 262H6V260L4 261ZM18 263V262H17ZM53 263H55L54 261H53ZM57 263H60V262H57ZM69 263V262H68ZM75 264H78V263H76V261L74 262ZM86 263H89L90 264V262H86ZM100 263V262H99ZM98 263V264H99ZM104 263V262H103ZM159 263H160V261H159ZM158 263V264H159ZM172 263V262H171ZM187 263V262H186ZM205 263V262H204ZM209 264H210V262H208ZM227 263V262H226ZM258 263V262H257ZM9 264V263H8ZM10 264H11V262H10ZM39 264V263H38ZM65 264V263H64ZM71 264H72V262H71ZM81 264V263H80ZM91 264H93V263H91ZM94 264H96V263H94ZM102 264V263H101ZM104 264H106V262L104 263ZM109 264V263H108ZM123 264V263H122ZM146 264V263H145ZM189 264V263H188ZM197 264V263H196ZM222 264V263H221ZM245 264V263H244ZM249 264H250V262H249ZM264 264V263H263Z\"/></svg>",
  "mask_w": 264,
  "mask_h": 264
}]
</instances>
